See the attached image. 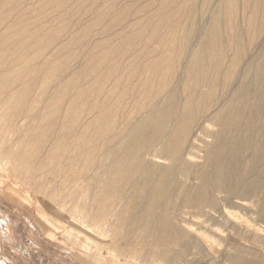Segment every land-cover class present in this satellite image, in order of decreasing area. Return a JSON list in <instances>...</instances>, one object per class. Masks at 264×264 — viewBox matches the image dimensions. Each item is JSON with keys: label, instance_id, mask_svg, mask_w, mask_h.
<instances>
[{"label": "rangeland", "instance_id": "374dc122", "mask_svg": "<svg viewBox=\"0 0 264 264\" xmlns=\"http://www.w3.org/2000/svg\"><path fill=\"white\" fill-rule=\"evenodd\" d=\"M11 1V2H10ZM19 1V2H18ZM28 0H1L0 2V20L2 19V21H0V47H3V49L1 48V51L0 50V136L2 138H0V264H238V262H236L235 258L237 259V261L239 260H254V261H260L262 260V258L264 257V248H263V245L262 243H264V231L263 230H260L258 227H254L253 230L255 232H258L259 233V236L256 238V237H252L253 235L251 234H239L238 232H236L235 230L231 229V228H227L228 231H226L227 229L223 230L221 227H216V226H213L211 225V223L206 219L204 218H207L206 213L205 211H209L210 209L208 207L206 208H202L203 211H201V207H200V211H199V208L198 207H188L186 206V204L184 203V197H185V193L187 191V187L189 188H193L195 186H198V181L195 180V179H192V178H188V177H184L183 176V179H182V175H178L177 176V185L178 187H181V188H184L182 185L183 183L185 184V190L182 191V189L180 188L181 191H179V188L176 189V191H174L175 193H171L170 194H167V196H164L162 197L163 200H165L164 198L167 197V199L169 200H165L164 203L163 201H160L162 202V206L160 207H154V206H150V209L148 206H146L144 209H146V215L147 216H150V217H136V215H134V208L132 207L131 205V196H136V200H137V203H139L141 201V203L145 202V198H142L144 197V193H141L140 189L138 187L135 188V184L137 182V180L139 179L140 175L141 174H134V175H130V178L129 179V176H121V174H118L117 172V167H114L113 169H115V173H117V176L119 175L120 177V180L118 183H120L119 185H125L126 183H129V186L131 184V188L132 190H128V191H125V194L121 195L119 194V191H117V189H115L114 185L113 186H110V185H106L104 179H102L103 177L106 178L107 175L106 174H103L102 170H104V168L101 166H106L111 159L114 158V160L116 159H119L117 157H113L112 155L115 154V152H119L121 149L118 148V147H121L122 148V143L121 141L119 140H124L125 138H128L127 136L129 134H131L130 132H134V129L133 128V124L132 122H136V119L139 118V115L141 116L146 114L148 112V109L149 111L151 110V107L153 108V106L151 105V103H153L155 101L154 97L157 99V97L159 98L160 95H162L163 97L166 96L167 94L169 95V92L172 91V89H178L179 92L176 94V95H181L180 97L182 98V100L185 101L186 100H190L192 103L191 105L194 107L195 104H196V107L199 109L201 108V106L203 105L202 108L205 109V107L207 106V115L209 113L212 112V115L216 112V104H220V103H225V101L227 100L226 97L229 96V95H252L253 91L256 92V91H263L264 92V82H263V78H264V71H262V68L261 69H257V64L260 63V64H264V44H263V40L264 38L262 36H264V16L263 15V12H261L262 10V7L260 6V2L261 1H264V0H49L50 2L48 3V1L46 2V0H33L32 3H30V1ZM168 1V2H167ZM190 4H189V2ZM202 1V2H201ZM217 1V2H216ZM232 1V2H231ZM18 2V3H16ZM27 2V3H26ZM38 2H41V4H38ZM42 2H45V4H43ZM68 2V3H67ZM70 2V3H69ZM155 2V3H154ZM234 2V3H233ZM237 2V3H236ZM241 2V3H240ZM246 2V3H245ZM10 3V4H9ZM25 3V4H23ZM48 3V4H47ZM51 3V4H50ZM52 3H54L52 5ZM66 3V4H65ZM142 3V4H141ZM149 3V4H148ZM163 3V4H162ZM207 3V4H206ZM225 3V4H223ZM229 3L231 4V7L229 5ZM248 3V4H247ZM14 4V5H13ZM27 4V5H26ZM152 4V5H150ZM165 4V5H164ZM179 4V6H178ZM197 4V5H196ZM210 4V5H209ZM241 4V5H239ZM25 5V6H24ZM45 8H43L42 6ZM50 7H48V6ZM61 5V6H60ZM67 5V6H66ZM150 5V6H149ZM194 5V6H193ZM207 5V6H206ZM236 5V7H235ZM244 5V6H243ZM248 5V6H247ZM23 6V7H22ZM29 6V7H28ZM38 6V7H37ZM40 6V7H39ZM60 6V7H59ZM162 6V8L160 7ZM174 6V7H173ZM186 6H188L189 8H187ZM206 6V7H205ZM230 6V7H229ZM257 6V7H256ZM21 9V11L18 9ZM25 7V8H24ZM30 7L32 9H30ZM34 7V8H33ZM37 7V9H36ZM42 7V8H41ZM53 7H55L56 9H54ZM59 7V8H58ZM170 9H168V8ZM173 7V8H172ZM198 7V8H197ZM212 7V8H211ZM222 7V8H221ZM8 8V10H6L5 12V9ZM16 10H19L16 11ZM22 8L24 10H22ZM42 11H40L41 9ZM62 8V9H61ZM144 8H147V9H144ZM155 8V9H154ZM182 8V9H181ZM197 8V9H196ZM206 8V9H205ZM233 10H231V9ZM236 8V9H235ZM239 8V9H238ZM260 8V9H259ZM13 9V10H12ZM29 9V13H28V10ZM39 9V10H38ZM43 9L45 10L43 12ZM47 9V10H46ZM52 12H50L49 10ZM78 9V10H76ZM139 9V10H138ZM150 9V10H149ZM179 9V10H178ZM195 9V10H194ZM212 9V10H211ZM220 9V10H219ZM223 9V10H222ZM4 10V11H3ZM33 10V12H31ZM69 10V11H67ZM76 12H75V11ZM129 10V11H128ZM166 10V12L164 13V11ZM219 10V11H218ZM243 10V11H242ZM27 13L26 16L25 13L24 15L22 14L23 12ZM47 11V12H46ZM66 11V12H65ZM72 11V12H71ZM110 11V12H109ZM119 11V12H118ZM152 11V12H151ZM158 11V12H157ZM170 11V14L168 13ZM172 11V13H171ZM176 11V12H175ZM198 11V12H196ZM211 11V12H210ZM213 11V14H211ZM232 11V12H231ZM237 11V12H236ZM242 11V12H241ZM249 11V12H248ZM260 11V12H259ZM2 12V13H1ZM11 12V13H10ZM15 12V16L16 17H20L21 15H23V17L21 16L20 18L16 19V17L14 16V13ZM39 12V13H38ZM70 12V13H69ZM126 12V14H125ZM196 12V13H195ZM215 12V13H214ZM20 13V14H19ZM37 13L39 14V17H37ZM41 13H44L41 14ZM75 13V14H74ZM79 13V14H78ZM124 13V14H123ZM147 13V14H146ZM162 13L164 15H162ZM183 13V14H181ZM231 13V15H230ZM7 14V15H6ZM9 14V15H8ZM20 15V16H17V15ZM34 16V18H31V16ZM70 14V15H69ZM77 14L79 16H77ZM86 14V15H85ZM114 14V15H113ZM134 14V15H133ZM137 14H139L137 16ZM157 14V15H156ZM160 14H161V17H160ZM168 14V16H166ZM255 14V15H254ZM43 15V16H42ZM59 15V16H58ZM73 16L70 17V16ZM117 15V16H116ZM127 15V17H126ZM136 15V17H135ZM159 15V17H158ZM176 15V16H175ZM194 15V16H192ZM200 15V16H199ZM212 15V17H211ZM3 16V17H2ZM7 16V17H6ZM9 16V17H8ZM12 16V17H11ZM27 18H26V17ZM32 16V17H33ZM45 16V17H44ZM50 16V17H48ZM87 16V17H86ZM120 16V18H119ZM126 18H125V17ZM134 16V17H133ZM141 16V17H140ZM143 16V17H142ZM157 16V17H156ZM164 16V17H163ZM180 16V18H179ZM190 17V18H187V17ZM250 16V17H248ZM6 17V19H5ZM14 17V18H13ZM37 17V18H36ZM56 17V18H55ZM63 17V18H62ZM87 19H86V18ZM113 17V18H112ZM122 17V19H121ZM163 17V18H162ZM169 17V19L167 18ZM4 18V20H3ZM9 18V19H8ZM12 18V19H11ZM27 21L26 25L28 24L32 29H30L29 26H26L25 28L24 27H20V22L22 24V21L23 23ZM41 18V19H40ZM43 18V19H42ZM47 18H50V20H47ZM55 18V19H53ZM78 20H76V19ZM115 18V19H114ZM118 18V19H117ZM133 18V19H132ZM143 18V20H142ZM172 18V19H171ZM183 18V19H182ZM187 18V19H186ZM209 18H212V19H209ZM220 18V19H219ZM253 18V19H252ZM257 18V19H256ZM14 19V20H13ZM20 19V21H18ZM27 19V20H26ZM30 19V20H29ZM32 19V20H31ZM34 19V20H33ZM57 19V20H56ZM72 19H74L72 21ZM90 21H89V20ZM136 19V20H135ZM149 19V20H148ZM158 19V20H157ZM162 19V20H161ZM182 19V20H181ZM209 19V20H208ZM244 21H243V20ZM7 23H6V21ZM12 22H11V21ZM16 20V21H15ZM29 20V21H28ZM40 20V21H39ZM48 22H46V21ZM61 20V21H60ZM81 20V21H79ZM83 20V21H82ZM87 20V21H86ZM96 20V21H95ZM113 20V21H111ZM129 20V21H128ZM169 20V21H168ZM174 20V21H173ZM179 20V21H178ZM184 20V21H183ZM33 21V23H32ZM38 24H37V22ZM44 21V22H42ZM72 21V22H71ZM77 21V22H75ZM115 21V22H114ZM141 21V22H140ZM150 21V22H149ZM157 21V22H155ZM176 21V22H175ZM184 22L182 24V22ZM211 21V22H210ZM9 22V23H8ZM41 22L42 25H39ZM65 22V23H64ZM74 22V23H73ZM78 22H80V24L78 25ZM90 22V23H89ZM98 22V23H97ZM112 22V23H111ZM123 22V23H122ZM140 22V23H139ZM147 22V23H146ZM192 22V23H191ZM244 22V23H243ZM252 22V23H251ZM15 23V25H14ZM19 23V24H18ZM35 23V24H34ZM46 23V24H45ZM77 23V24H76ZM88 23V24H87ZM165 23V24H164ZM168 23V24H167ZM170 23V24H169ZM176 23V24H175ZM210 23V24H208ZM219 23V25H218ZM227 23V25H226ZM7 24H9L7 26ZM48 24V25H47ZM59 24H62V25H59ZM129 24V26L127 25ZM135 24V25H133ZM144 24V25H143ZM150 24V26H149ZM182 24V26L180 25ZM190 24V25H189ZM205 24V25H204ZM207 24V25H206ZM225 24V25H223ZM245 24V25H244ZM250 24V25H249ZM6 25V26H5ZM11 25V26H10ZM14 25V26H13ZM33 25L35 27H33ZM38 25L40 27H38ZM53 27H51V26ZM59 25V26H58ZM66 25V26H65ZM88 25V26H87ZM91 25V26H90ZM93 25V27H92ZM98 25V26H97ZM103 25V26H102ZM113 25V26H112ZM131 25V26H130ZM148 27H147V26ZM166 25V26H165ZM172 25V26H171ZM174 25V26H173ZM178 25V26H177ZM230 25V26H228ZM252 25V26H251ZM11 27L10 30H8L9 28L8 27ZM38 28H37V27ZM43 26V27H42ZM50 26V27H49ZM58 26V27H57ZM71 29H70V27ZM74 26V27H73ZM78 26V27H77ZM87 26V27H86ZM102 26V27H101ZM111 26V27H110ZM126 26V28L124 27ZM160 26V27H159ZM170 26V27H168ZM206 26V27H205ZM211 26V27H210ZM223 26V27H222ZM228 26V29L226 28ZM233 26V27H231ZM6 27V30L4 29ZM19 27V30H22L21 33L17 30ZM65 27V28H64ZM73 27V28H72ZM80 27V28H79ZM97 27V28H96ZM101 27V28H100ZM123 27V28H122ZM141 27H143V29H141ZM150 27V28H149ZM152 27V28H151ZM154 27V28H153ZM157 27V28H156ZM186 27H187V31H186ZM219 27V28H218ZM21 28V29H20ZM24 28V30L22 29ZM34 28V29H33ZM42 28V29H41ZM45 28V29H44ZM48 28V29H47ZM51 28V29H50ZM67 28V29H66ZM122 28V30H121ZM125 28V29H124ZM138 28V29H137ZM145 28V29H144ZM148 28L149 32H146ZM160 28V29H159ZM163 28V29H162ZM171 28V29H170ZM182 28V29H181ZM185 29V32H184V29ZM226 28V29H224ZM13 29V30H12ZM16 29V30H15ZM37 29V31H36ZM78 29V30H76ZM94 29V30H93ZM117 29L118 32H117ZM127 29V30H126ZM140 29V30H139ZM152 29V30H151ZM176 29V30H175ZM210 29V30H208ZM232 29V30H231ZM253 29V30H252ZM257 29V30H256ZM9 33H8V31ZM26 30V31H25ZM33 31V33L31 34V37H32V40H31V37H30V33L31 31ZM55 32H54V31ZM70 30V31H69ZM82 30V32H81ZM84 30V31H83ZM113 30V31H112ZM129 30V32L127 33V31ZM131 30V31H130ZM134 30V31H133ZM143 32V30L145 32H143L144 34L141 32ZM156 30V31H155ZM162 30V31H161ZM164 30V31H163ZM183 30V31H182ZM195 30V31H194ZM217 30V31H216ZM13 31V32H12ZM17 31V32H15ZM42 31V32H41ZM47 31V32H46ZM51 31L53 32L52 34ZM72 31V32H71ZM78 32V33H75V32ZM81 33H80V32ZM111 31V33L109 32ZM140 31V32H139ZM179 31V32H178ZM226 31V32H225ZM260 31V32H259ZM2 32V34H1ZM37 34H36V33ZM46 33V34H43ZM59 32V33H58ZM63 32V34H62ZM90 32V33H89ZM92 32V33H91ZM114 32V33H113ZM126 32V33H125ZM133 32L134 33V36H133ZM209 32V33H208ZM220 32V33H219ZM233 32V33H232ZM263 32V33H262ZM25 33V34H24ZM28 33V34H27ZM49 33V34H47ZM61 33V35H59ZM71 33V35H69ZM82 33H85V34H82ZM102 33V34H101ZM125 33V34H124ZM157 33V34H156ZM160 33V34H158ZM162 33V34H161ZM165 33V34H164ZM183 33V34H182ZM195 33V34H194ZM198 33V34H196ZM203 33V34H202ZM226 33V34H224ZM10 34V35H9ZM12 34H13V37H12ZM18 36H17V35ZM21 34H23L22 36L25 38H21L22 36H20ZM39 34V35H38ZM54 34H57L54 35ZM65 34V36H63ZM74 34V35H73ZM76 34V35H75ZM79 34V35H77ZM82 34V35H80ZM88 36H87V35ZM91 36H90V35ZM121 34V35H120ZM129 34V35H128ZM143 34V36H142ZM194 34V35H193ZM209 34V35H208ZM256 34L258 36H256ZM9 36V37H5V36ZM66 35H69L66 36ZM101 35V36H100ZM150 37V38H148ZM160 35V36H159ZM180 35V36H179ZM183 35V37H182ZM199 35V36H198ZM204 35V36H203ZM208 35V36H207ZM215 35V36H214ZM218 35V36H217ZM225 35V36H224ZM242 35V36H241ZM17 36V38H15ZM38 36V38L36 37ZM46 36H47V39H46ZM49 36V37H48ZM55 36V37H54ZM60 36V37H59ZM85 36L84 38L86 39L88 37V42L85 41V39H83L82 37ZM87 36V37H86ZM90 36V37H89ZM108 36V37H106ZM119 36V37H118ZM122 36V37H121ZM127 36V38H126ZM137 36V37H136ZM167 36V37H165ZM169 36V37H168ZM197 36V37H196ZM231 36V38H230ZM234 36V37H233ZM4 37V38H3ZM19 37V38H18ZM28 37V38H26ZM41 37V38H40ZM53 37V39L51 38ZM72 37V38H71ZM77 37H78V40H77ZM96 37V38H95ZM114 37V38H113ZM142 37V38H141ZM143 37L145 38L143 41ZM174 37V38H173ZM204 37V38H203ZM217 37V38H216ZM225 37V38H224ZM239 39V41L241 40V44H238L236 41L237 39ZM241 37V39H240ZM258 37V38H257ZM12 40H10V39ZM14 38V39H13ZM35 38V40L33 39ZM52 40H51V39ZM58 38V39H57ZM62 38V41L60 40ZM70 40H69V39ZM74 38V39H73ZM102 38V40L100 39ZM104 38V39H103ZM118 38V39H117ZM126 38V39H124ZM155 38V39H154ZM158 38V39H157ZM170 40H169V39ZM185 38V39H184ZM196 38V39H195ZM210 39V42H209V39ZM229 38V39H228ZM255 38V39H254ZM2 39V40H1ZM21 41H20V40ZM37 39V40H36ZM55 39V40H54ZM64 39V41H63ZM67 39V40H66ZM83 39V41H82ZM96 39V40H95ZM111 39V40H110ZM115 39V40H114ZM132 39V40H130ZM152 41H151V40ZM162 39V40H161ZM177 39V40H176ZM192 39V40H190ZM199 39V40H198ZM216 39V40H215ZM227 39V40H226ZM235 39V41H234ZM4 40V41H3ZM15 40V42H14ZM18 40V41H16ZM23 40V42H22ZM49 40V41H48ZM58 41L56 44L54 43V41ZM61 43H60V41ZM74 40H76V43L74 42ZM82 41V42H79ZM101 43H100V41ZM106 40V41H105ZM110 40V41H109ZM128 40V41H127ZM135 40V41H134ZM146 40V41H145ZM190 40V41H189ZM195 40V41H193ZM197 40V41H196ZM206 40V41H205ZM212 40V42H211ZM215 40V41H214ZM224 40V41H223ZM231 40V41H230ZM8 41V42H7ZM32 43H31V42ZM46 41V42H44ZM137 41V42H136ZM180 41V43H179ZM209 43H208V42ZM219 41V42H218ZM229 41V42H228ZM254 41V42H253ZM260 41V42H259ZM4 42V43H3ZM8 44H7V43ZM17 42V43H16ZM19 42H21L20 46H19ZM37 42V43H36ZM65 42V43H64ZM74 42V43H73ZM86 42V43H85ZM97 42V43H96ZM106 42V43H105ZM143 42V44H142ZM152 42V44H151ZM158 42L160 44V46H158ZM190 42V43H189ZM195 42V43H194ZM204 44H203V43ZM232 42V43H231ZM236 42V43H234ZM252 42V43H251ZM262 42V43H261ZM6 43V44H5ZM25 43V44H24ZM30 43V44H29ZM34 43V44H33ZM46 43V44H44ZM53 43V44H51ZM71 43L73 45H71ZM89 45H88V44ZM92 43V44H91ZM100 43V45H99ZM115 43V44H114ZM121 43H123V45H121ZM125 43V44H124ZM129 43V44H128ZM132 43V45L130 44ZM147 43V44H146ZM156 43V44H155ZM212 43V45H210ZM214 43V44H213ZM260 43V44H258ZM14 44V46H13ZM18 44V45H16ZM29 44V45H28ZM33 44V45H32ZM40 44V45H39ZM57 44H61L60 46L58 45V47L56 46ZM67 44V45H66ZM84 44H86V49ZM103 44V46L101 47V45ZM105 44V45H104ZM108 44V45H107ZM119 44V45H118ZM128 44V45H127ZM150 44V45H149ZM177 44V45H176ZM186 44V45H185ZM198 44V45H197ZM225 44V45H224ZM229 44V45H228ZM5 45H9L8 47L5 46ZM24 47H23V46ZM45 45V46H44ZM49 45V46H48ZM54 45V46H53ZM65 45V46H64ZM119 48L121 47V49L119 50ZM127 45V46H126ZM135 45V46H134ZM156 45V46H155ZM173 45V46H172ZM175 45V46H174ZM208 45V47H207ZM214 45V46H213ZM233 45V46H232ZM5 46V47H4ZM37 46L35 49L34 47ZM41 46V47H39ZM44 46V47H43ZM48 46V47H47ZM51 46V47H50ZM56 46V47H55ZM63 48H62V47ZM78 46V47H77ZM87 46H91L90 49L87 47ZM95 46V47H94ZM96 46L97 47V50L99 51V53H97V50H93V49H96ZM123 46V48H122ZM141 46V47H140ZM150 48H148V47ZM176 46L178 48H176ZM185 46V47H184ZM236 46V47H234ZM261 46V47H260ZM7 47V48H6ZM21 47V48H20ZM64 47H66V50ZM67 47H70V48H67ZM76 47V48H75ZM100 47V48H99ZM106 47V48H105ZM109 50H108V48ZM132 47V48H131ZM135 49H134V48ZM146 47V48H145ZM159 47V48H158ZM166 47V48H165ZM215 47V48H214ZM219 47V48H218ZM229 47V48H228ZM238 47V48H237ZM253 47V48H252ZM17 48V49H16ZM22 48H24L22 50ZM26 48H30L29 50H27ZM42 48V49H40ZM48 48V51H46ZM51 48H54V49H51ZM60 48V50H59ZM102 48V49H101ZM105 48V50H104ZM141 48V49H139ZM148 48V49H147ZM161 48V49H160ZM233 48V49H232ZM235 48V49H234ZM22 52H21V50ZM34 49V50H33ZM40 49V51H39ZM45 49V50H44ZM49 49H50V52H49ZM66 50V51H63V50ZM73 49V50H72ZM83 49V50H82ZM89 49V50H88ZM101 49V50H100ZM107 49V50H106ZM116 49V50H115ZM123 49V51H122ZM169 49V50H168ZM191 49V50H190ZM211 49V50H210ZM224 49V50H223ZM226 49V51H225ZM228 49V50H227ZM232 49V50H230ZM238 49V50H237ZM240 49V50H239ZM242 49V50H241ZM6 50V51H5ZM20 50V51H19ZM25 50V51H24ZM31 50V52L33 53H38L36 57H33L32 55H36V54H32L30 53L29 51ZM38 50V51H37ZM54 50V51H53ZM57 50V51H56ZM58 50L60 52H58ZM76 52H75V51ZM85 50V51H84ZM104 50V51H102ZM111 50H113V54L112 52H110ZM120 52H119V51ZM163 50V51H162ZM208 50V51H207ZM234 50V52H233ZM237 50V51H236ZM261 50V51H260ZM36 51V52H35ZM53 51V52H52ZM74 51V52H73ZM81 51V53H80ZM121 53V54H119ZM160 51V52H159ZM190 51V52H189ZM215 51V52H214ZM225 53H223V52ZM243 53H242V52ZM12 52V53H11ZM16 52V53H15ZM42 52V53H40ZM47 52V53H46ZM64 52V54H63ZM90 52V53H88ZM91 52L93 53L94 52V55L91 54ZM124 54H123V53ZM126 52V53H125ZM128 52V53H127ZM157 54H156V53ZM180 52V53H179ZM184 52V53H183ZM214 52V53H213ZM218 52V53H217ZM233 52V53H232ZM262 52V53H260ZM10 53V55H9ZM22 53V55H21ZM27 54L28 57H25L24 54ZM30 53V54H28ZM44 53V54H43ZM49 53V54H48ZM80 53V54H78ZM96 53V54H95ZM104 54V55H101V54ZM108 53V54H107ZM110 53V54H109ZM117 53L119 55H117ZM140 53V54H139ZM144 53H145V56H144ZM176 53V55H175ZM192 53V54H191ZM198 53V54H197ZM240 53V54H239ZM258 53L260 55H258ZM17 54V55H16ZM19 54V55H18ZM51 54H54V55H51ZM56 54L58 55V57L56 56ZM62 54V56H61ZM70 54V56H73L72 57V60L70 58V56H68ZM75 54V55H74ZM83 54V55H82ZM107 54V55H106ZM124 56H123V55ZM138 54V56H137ZM160 56H159V55ZM172 54V55H171ZM189 55H192V56H188ZM223 54V55H222ZM229 56H228V55ZM237 54V57L239 58L238 60H235L234 59V55ZM243 56H242V55ZM40 55H42L44 58H42ZM52 57H51V56ZM79 55V56H78ZM86 55V56H85ZM93 58H91L90 56ZM97 55V56H96ZM99 55V56H98ZM109 55V56H108ZM111 55V56H110ZM113 55V57H112ZM118 57H117V56ZM143 55V57H142ZM149 55V56H148ZM154 55V56H153ZM157 55V56H156ZM203 55V57L201 56ZM217 55V56H216ZM233 55V57H232ZM241 55V58L239 57ZM255 55V56H254ZM2 56V57H1ZM15 56V57H14ZM20 56V58H19ZM51 58H50V57ZM54 56V58H53ZM65 56V58H64ZM82 58H81V57ZM89 56V58H88ZM128 56V58H127ZM152 56V57H151ZM199 56V57H198ZM226 56V57H225ZM14 57V60L16 61H19V63L17 64L19 66L20 64V67H18L17 65L15 66V64L17 63L16 61H12L11 59ZM18 57V58H16ZM23 57L24 58V62L25 64H28V62H30L29 64L32 65L31 66H26L24 63H23ZM33 57V59H32ZM39 57V59L37 58ZM42 59H41V58ZM87 57V58H86ZM98 59L96 60L95 58ZM111 57V58H109ZM132 57V58H131ZM140 57V60L139 58ZM165 58L162 60L161 62V65L158 67H155V65L153 66V63H152V59L153 58ZM171 57V59H170ZM176 57V58H175ZM225 57V59H224ZM229 57V58H227ZM4 58V60L2 59ZM22 58V59H21ZM62 58H63V61H62ZM103 59L102 62L98 63L99 59ZM110 60H109V59ZM114 58V60H113ZM116 58V59H115ZM123 58L121 61L120 59ZM127 58V59H126ZM138 58V59H137ZM146 58V60H145ZM169 58V59H168ZM199 58V61L197 60ZM223 58V59H222ZM2 59V60H1ZM9 59V60H8ZM43 59H44V62H43ZM49 59V60H48ZM61 59V60H60ZM75 59L74 62H72L73 60ZM77 59H78V62H77ZM112 59V60H111ZM122 64H127L130 68L128 69L129 67L128 66H125L126 67V70H125V67L122 66V64H120V62ZM137 59V60H136ZM177 59V60H176ZM181 59V61L179 60ZM196 59V60H195ZM202 59V60H201ZM210 59V60H209ZM220 59L221 62H218V60ZM222 59V60H221ZM227 59V60H226ZM251 59V60H250ZM25 60H29L28 62L25 61ZM34 62V63H31V61ZM38 63H37V61ZM48 62H47V61ZM62 62H60V61ZM68 60H71V61H68ZM85 60V61H83ZM109 60V61H107ZM125 62H124V61ZM129 62H128V61ZM144 62H143V61ZM217 60V61H216ZM234 60V61H233ZM256 60V62H255ZM261 60V61H260ZM2 61V62H1ZM7 61V62H6ZM11 61L14 63H11ZM36 61V63H35ZM42 61V63H41ZM46 61V62H45ZM68 61V62H67ZM80 61V62H79ZM90 61V62H89ZM104 61V62H103ZM138 61V62H137ZM140 61H142L140 63ZM165 61V62H164ZM180 61V63H179ZM211 61H214V62H211ZM248 61V62H247ZM4 62V63H3ZM9 62V63H8ZM21 62V63H20ZM41 63V66L38 65ZM70 62V63H69ZM82 62H83V65H82ZM128 62V63H126ZM206 64H204V63ZM228 62V64H227ZM240 62V63H239ZM247 63V64H244V63ZM2 63L3 65V68L1 69L2 67ZM44 63V64H43ZM53 63V64H51ZM55 63L57 66H55ZM58 63H61L63 65H58ZM76 63V64H75ZM80 63V65H79ZM93 63V64H92ZM107 63V64H106ZM110 63V64H109ZM113 63V64H112ZM140 63V64H139ZM147 63V64H146ZM152 63V64H151ZM212 63V64H211ZM218 63V64H217ZM223 63V64H222ZM28 64V65H29ZM48 64V65H47ZM68 64V66H67ZM75 64V66H74ZM91 64V65H90ZM100 64V65H99ZM105 64V66L103 65ZM121 66H120V65ZM136 64V65H135ZM168 64V65H167ZM181 65V68L179 67ZM182 64H185V65H182ZM220 64V66H219ZM226 64V65H225ZM232 64V65H231ZM259 64V65H260ZM7 65V66H6ZM13 65V66H11ZM26 67H29V71L28 69L24 68ZM34 65H38L37 67H34ZM51 65H54V67L52 68ZM78 65V66H77ZM85 65V66H84ZM95 67H94V66ZM102 65V67H101ZM135 65V66H134ZM142 65V66H140ZM163 65V66H162ZM179 65V66H178ZM193 65V66H192ZM210 66L209 67H207ZM228 65V66H227ZM236 65V66H234ZM239 67H238V66ZM253 65V66H252ZM48 66V67H46ZM58 66H59V69H58ZM63 66V67H62ZM66 66V68H65ZM70 66V67H69ZM81 66V67H80ZM87 67V68H83V67ZM116 66V67H115ZM120 66V68H118ZM140 66V67H139ZM147 66V67H146ZM200 66L202 69H200ZM203 66V67H202ZM213 66V67H211ZM223 66V67H222ZM227 68H226V67ZM243 66V67H242ZM247 66H250L249 68L251 69H247L246 67ZM6 67H8V70ZM14 67V68H12ZM23 67V68H22ZM31 67V68H30ZM53 69V71L50 69ZM57 67V68H56ZM92 67V68H91ZM93 67L94 69H96L95 71L93 70ZM97 67V68H96ZM99 67V68H98ZM114 67V68H113ZM123 67V68H122ZM134 67V69H133ZM140 69H139V68ZM151 67V68H150ZM155 67V68H154ZM164 67V68H163ZM171 67V68H170ZM196 67V68H195ZM235 67V68H233ZM21 69V70H18V69ZM45 68H48V70H46ZM58 69V71H54L56 69ZM63 68V69H61ZM71 70H69V69ZM74 68V70H73ZM79 68V69H78ZM83 68V69H82ZM111 70H110V69ZM117 68V69H116ZM122 68V71L120 70ZM136 68V70H135ZM149 68V69H148ZM178 68V70H177ZM184 68V69H183ZM195 68V69H194ZM208 68V69H207ZM213 68V70H211ZM217 68V69H216ZM243 68V70L241 69ZM245 68V69H244ZM8 71H7V70ZM12 69L15 71H12ZM31 69V70H30ZM41 69V70H40ZM118 69L120 71H118ZM142 69V70H141ZM162 69V70H161ZM168 69V70H167ZM171 71H170V70ZM173 69V71H172ZM181 69L183 72H181ZM185 69H187L185 71ZM192 71H191V70ZM199 69V71L197 70ZM223 69V71H222ZM225 69V70H224ZM239 69V70H238ZM255 69V70H254ZM3 70V71H2ZM6 70V71H5ZM23 70V71H22ZM26 70V73L24 72ZM44 71V73H42ZM86 70H88V72H86ZM99 70V71H98ZM102 70V71H101ZM107 70V71H106ZM111 72H110V71ZM114 70V71H113ZM125 72H124V71ZM141 70V71H140ZM144 70V72H143ZM146 70V71H145ZM157 70V71H156ZM197 70V71H196ZM201 70V71H200ZM208 70V72H210L209 74L206 72ZM220 72H219V71ZM238 70V71H237ZM245 70V71H244ZM261 72H260V71ZM5 73L2 74L1 73ZM5 71V72H4ZM12 72V73H9V72ZM18 71H21L22 73H25V74H21L20 72ZM31 71H35V72H31ZM52 71V72H51ZM65 71V72H64ZM69 71V72H68ZM70 71L72 72L71 74H73L71 76L70 74ZM82 71V73H81ZM84 71H85V74H84ZM90 71V72H89ZM93 71V72H92ZM107 73H106V72ZM118 71V72H117ZM131 71V72H129ZM140 72L138 73V75H136L137 72ZM150 71V72H149ZM152 71V72H151ZM161 71V72H160ZM177 71V72H176ZM180 71V73H179ZM189 71V72H188ZM195 71V72H193ZM229 71V72H228ZM233 73H232V72ZM247 71V72H246ZM256 71V72H255ZM16 72V73H15ZM21 74V76L18 74ZM31 72L32 74H34V77L33 75H31ZM59 72V73H58ZM78 72V73H76ZM115 72V73H114ZM123 74H121V73ZM134 72V73H133ZM146 72V73H145ZM155 72V73H154ZM158 72V73H157ZM200 72V73H199ZM228 72V73H227ZM244 73V74H240V73ZM6 73H8L6 76ZM29 73V74H28ZM55 75H53V74ZM91 73L93 75H91ZM100 73V75H98ZM103 75H102V74ZM120 73V74H118ZM131 73V74H130ZM145 73V74H144ZM148 73V74H147ZM154 73V74H153ZM160 73V75H159ZM167 73V74H165ZM182 73V74H181ZM190 75V76H188ZM196 75H195V74ZM208 75H207V74ZM220 73V74H218ZM225 73V74H224ZM227 73V74H226ZM247 73V74H245ZM249 73V74H248ZM260 73H262L260 75ZM9 74H12L13 76H11L9 78ZM28 74V76H27ZM52 74V76H56V77H52L50 75ZM74 74L76 76H74ZM83 74L85 76H83ZM87 74V75H86ZM109 74V75H107ZM125 74V75H124ZM129 76H128V75ZM150 74V75H149ZM153 74V75H152ZM163 74V75H162ZM185 74V75H184ZM206 74V75H205ZM222 74V75H221ZM237 74V75H236ZM242 75L240 77V75ZM4 76L5 78H2L1 77ZM18 75L19 76V79L22 78V75L23 78L22 79H16V76ZM28 77L26 79V76ZM42 75L44 76V78L42 77ZM50 76V77H47ZM69 77H68V76ZM81 75V76H80ZM91 76V77H88L87 80L86 77L87 76ZM102 75V76H101ZM105 75V76H104ZM108 78H107V76ZM115 77H114V76ZM133 75V76H132ZM148 75V76H147ZM201 75V77L199 76ZM214 75V76H213ZM229 75V76H228ZM231 75V77H230ZM17 76V78H18ZM32 78H31V77ZM61 78H60V77ZM97 76V77H96ZM101 76V77H100ZM137 76V77H136ZM142 76V77H141ZM158 76V77H157ZM160 76V77H159ZM168 76V77H167ZM178 76V77H177ZM180 76V78H179ZM184 76V77H183ZM191 76H195L194 79L193 77ZM212 76L214 78H212ZM227 76V77H226ZM73 77V79H72ZM78 78V81L75 80ZM80 77V78H79ZM110 77H112L111 79H109ZM123 77V78H122ZM128 77V78H127ZM130 77V78H129ZM133 77H135L134 79H132ZM140 77V78H139ZM149 77V78H148ZM162 77V78H161ZM176 77V78H175ZM193 80V84H192V81ZM217 77V78H216ZM235 79H232L234 78ZM262 77V78H261ZM7 78L9 80H7ZM33 79V80H30V79ZM43 78V79H42ZM57 78V79H56ZM62 79V81H60V79ZM67 78V80L65 81V79ZM70 78V79H69ZM83 78V80H82ZM94 78V80H93ZM97 80H96V79ZM100 78H102L103 80V83L102 81L100 80ZM104 78H107V79H104ZM119 78V79H118ZM148 80H145L147 79ZM173 78L175 80H173ZM178 78V79H177ZM184 78V79H183ZM200 82L196 80V79ZM201 78V79H200ZM206 78V79H205ZM209 78V79H207ZM220 78V79H218ZM238 78V79H237ZM259 78L262 80H259ZM15 81H12L14 80ZM26 79V80H25ZM47 79V80H46ZM50 79V80H49ZM56 79V80H55ZM79 79L82 80L80 81V84L79 83ZM86 79V80H84ZM98 79H99V83H98ZM114 79H116V81H113ZM122 79V81H121ZM129 81H128V80ZM131 79V80H130ZM152 79V80H151ZM155 79V80H154ZM160 79H163L160 81ZM168 79V80H167ZM189 79V81H188ZM226 79V80H225ZM250 79V80H249ZM252 79H253V82L255 84H253L252 82ZM5 80V82L3 81ZM22 80L24 82L29 81V83L31 84H28L27 82L24 84L22 82ZM41 80V81H40ZM45 80V81H44ZM49 80V82H47ZM54 80V81H53ZM60 81L58 83V81ZM69 80V81H68ZM74 80V81H73ZM95 80H96V83H95ZM107 82H106V81ZM135 80V81H134ZM137 80V81H136ZM147 81L145 83V81ZM153 80H154V83H153ZM157 80V81H156ZM173 80V82H171ZM209 82H207V81ZM217 80V81H216ZM229 80V81H228ZM236 80V81H235ZM3 81V82H2ZM9 81V82H8ZM19 81V83L17 82ZM32 81V83H31ZM54 82L55 84V81L57 82V86H55L54 84H52V82ZM101 81V82H100ZM113 81V83H112ZM120 84H119V82ZM144 81V82H142ZM151 81V82H150ZM164 81V82H163ZM186 83H185V82ZM197 83H196V82ZM214 81V83H213ZM228 82V86L226 85V83ZM232 81V82H231ZM246 81H249V85L251 88H253V91H247L246 89L243 90H238V91H235L237 90V87H239V85H242L244 84ZM260 82L257 84V82ZM17 82V83H15ZM22 82V83H21ZM39 82H42V83H39ZM51 82V83H50ZM63 82V83H62ZM67 82V83H66ZM70 82V83H68ZM82 82V83H81ZM84 82V83H83ZM86 82V83H85ZM115 82V84H114ZM131 82V83H130ZM135 82V83H134ZM140 82V83H139ZM157 82V84H156ZM171 82V83H170ZM189 82V84H188ZM218 82V83H217ZM231 82V83H230ZM240 82V83H239ZM243 82V83H241ZM251 82V83H250ZM9 83V84H7ZM12 85H11V84ZM20 83H21V86H20ZM36 83V85H35ZM47 84L44 86V84ZM66 86H65V84ZM88 83V84H87ZM112 83V84H111ZM130 83V84H128ZM173 83V84H172ZM176 83V85H175ZM182 83V84H181ZM198 86H196L195 85ZM204 83V85H203ZM211 83V84H209ZM221 85H220V84ZM237 83V84H236ZM2 84V86H1ZM14 84V85H13ZM17 84V85H16ZM19 84V85H18ZM41 84V85H40ZM50 84V85H49ZM59 84V85H58ZM61 84V85H60ZM94 84V85H93ZM101 84L104 86V89L102 88L103 86H101ZM105 84V85H104ZM141 86H140V85ZM149 84V86L151 87H147ZM187 84V85H186ZM192 84V87L191 85ZM203 87H202V85ZM206 84L209 85L206 87ZM233 86H232V85ZM236 84V85H235ZM253 84V85H251ZM5 85V87H4ZM25 85V86H23ZM30 85V87H33V88H28ZM38 85V86H37ZM40 85V87H39ZM67 85H69L67 87ZM73 85V86H72ZM83 85H85L84 87L86 89H84ZM88 85V87H87ZM91 85V87L89 86ZM111 85H112V88H111ZM116 85V86H114ZM119 85V86H118ZM124 85V86H122ZM131 85V86H129ZM140 87V88H138ZM156 85V87H159V89H161L162 87V91L159 90L158 88L154 87ZM175 86L174 88H172V86ZM178 85V86H177ZM182 85V86H181ZM215 85V86H214ZM258 85V87H257ZM260 85V86H259ZM263 85V86H262ZM13 86V87H12ZM129 86V88H128ZM152 86H153V89H152ZM167 86V88H166ZM183 86H186L187 90H190L189 92L187 90H185L186 87H183ZM201 86V88L199 87ZM211 86V87H210ZM218 88H217V87ZM221 86V87H220ZM236 86V88H235ZM9 87V89H8ZM12 87V88H11ZM25 87V88H24ZM36 87V88H35ZM58 89H57V88ZM63 88V90H60V88ZM90 87V88H89ZM94 87V89H93ZM101 87V88H100ZM110 87V88H109ZM135 89H133V88ZM161 87V88H160ZM178 87H181V88H178ZM191 87V89H190ZM221 91H220V89ZM234 87V88H233ZM256 90H255V88ZM5 88V89H4ZM41 91H40V89ZM46 88V89H44ZM67 91H66V89ZM74 88V89H73ZM84 90L82 91L81 90ZM96 88V89H95ZM99 88L101 90H99ZM124 88V89H123ZM145 90H143V89ZM167 89L166 90H164ZM171 88V89H170ZM195 88V89H194ZM205 88V89H203ZM207 88V89H206ZM231 88V89H230ZM260 90H259V89ZM7 89L9 90L10 94L13 92V94H10L8 93ZM18 89V90H17ZM70 89H73V93ZM77 89V90H76ZM90 89V90H89ZM93 89V90H92ZM113 89V91H112ZM118 89V90H117ZM123 91H122V90ZM130 92H128L129 90ZM137 89V90H136ZM153 91H151V90ZM157 89V90H155ZM170 89V91H169ZM199 89V90H198ZM210 89H213L210 90ZM215 89V90H214ZM2 90V91H1ZM43 90V91H42ZM65 90V91H64ZM80 90V91H79ZM105 90H108V91H105ZM111 92H110V91ZM116 90V92H115ZM135 90V91H134ZM149 90L151 92H149ZM155 90V91H154ZM185 90V92H183ZM201 90V91H200ZM204 90V91H203ZM207 90V92H206ZM226 90V91H225ZM231 90V91H229ZM32 91V92H31ZM39 91V92H38ZM57 91V92H56ZM60 91V93H59ZM63 91V92H62ZM79 91V92H78ZM85 91L87 93H85ZM91 91V92H90ZM133 91V92H132ZM145 91V92H144ZM147 91L149 92L147 94ZM159 91V92H158ZM161 91V92H160ZM187 91V93H186ZM200 91V92H199ZM208 91H210L211 93H209ZM215 91V92H214ZM229 91V92H228ZM37 92V93H36ZM45 93L46 95H44L43 93ZM54 92H55V95H54ZM70 92V93H69ZM80 92H82L81 94H84V95H80ZM90 92V93H89ZM98 92V93H96ZM101 92V94H100ZM104 92V93H103ZM110 92V93H109ZM126 92V93H125ZM128 92V93H127ZM138 94H137V93ZM140 92V93H139ZM144 92V93H143ZM163 92H168L166 95H164ZM191 92V93H190ZM196 92V93H195ZM199 92V93H198ZM204 92V93H203ZM215 95H214V93ZM227 94H226V93ZM236 92V93H234ZM238 92V93H237ZM241 94H240V93ZM244 92H247L246 94H244ZM50 93V94H49ZM52 93V94H51ZM58 93V95H57ZM64 93L65 95H62ZM79 93V94H77ZM109 93V96L107 95ZM111 93H113L112 95H110ZM125 93V94H124ZM131 93V94H129ZM135 93V94H133ZM154 93V94H153ZM160 93V94H159ZM183 93H186V94H183ZM190 93V94H189ZM195 93V94H194ZM197 93H198V96H197ZM201 93V94H200ZM222 94L221 96L219 94ZM231 93V94H230ZM4 96H3V95ZM8 94V96H7ZM60 94V95H59ZM71 94H75V96L71 95ZM86 94V95H85ZM92 94V95H91ZM124 94V95H123ZM143 98H142V96ZM146 94V95H145ZM151 96H150V95ZM156 94V95H155ZM159 94V95H158ZM189 94V95H188ZM192 94V95H191ZM212 95L210 98H213L210 99L209 97V100L208 98H205L206 95ZM224 94V95H223ZM226 94V95H225ZM255 93H253L254 95ZM6 95V97H5ZM17 95V97H16ZM25 95V97H24ZM33 95V96H32ZM38 95V96H37ZM79 95V96H78ZM95 95H99V96H95ZM103 95H106L107 98H108V102L106 100V105L104 103V99H106V96L105 98L103 97ZM115 95V97H114ZM120 98H118L117 96ZM124 97H122V96ZM133 95V97H132ZM137 95V96H136ZM148 95V97H147ZM203 95V96H202ZM264 95V94H263ZM24 98H23V97ZM45 96V97H43ZM47 96V97H46ZM66 96H67V99H66ZM78 97V100L77 97ZM87 98H85V97ZM114 99H112L113 97ZM128 99V96H129V100H127L126 98ZM131 96V97H130ZM146 96L147 98V101H146V98L144 99V97ZM154 96V97H153ZM160 96V97H162ZM196 96V97H195ZM205 96V97H204ZM219 96V98H218ZM12 97V98H11ZM22 97V98H21ZM34 97V98H32ZM36 97V99H35ZM50 97V98H49ZM53 97V98H52ZM57 97V98H56ZM62 97V98H61ZM75 97V102L73 99L71 98H74ZM81 97V99H79ZM95 98V101L94 102V99H91V98ZM102 97V98H101ZM122 97V98H121ZM138 98V99H135V98ZM184 97V98H183ZM187 97V98H186ZM190 97V98H189ZM222 97V98H221ZM5 98H8V99H5ZM10 98V99H9ZM26 98V99H25ZM40 99V100H37V99ZM90 98V99H89ZM98 98V99H97ZM111 99V102H110V99ZM124 98V99H123ZM132 98V99H131ZM142 100H141V99ZM149 98V99H148ZM152 98V99H151ZM189 98V99H188ZM205 98V99H204ZM218 98V99H217ZM3 99V100H2ZM36 101H35V100ZM43 99V100H42ZM45 99V101H44ZM48 99V100H47ZM50 99V101H49ZM53 99V100H51ZM58 99H61L58 100ZM64 99V100H63ZM85 99V100H84ZM102 102H100V100ZM118 99H119V102L123 101L124 103H118ZM202 99H204L202 101ZM216 99V100H215ZM224 101L222 102L221 101ZM27 100H28V103H27ZM81 100V101H79ZM85 102H84V101ZM113 100V101H112ZM114 100H117V101H114ZM127 100V101H125ZM133 100V101H131ZM141 100V103L139 102ZM154 100V101H153ZM197 100V101H196ZM212 102H211V101ZM4 101V102H3ZM7 103H6V102ZM10 101V102H9ZM13 101V102H12ZM19 101V102H17ZM39 101L38 103L35 104V106L33 105L35 102ZM44 101V103H43ZM49 101L48 104L52 105H48L47 102ZM60 101V103H59ZM67 101V102H65ZM72 101V102H71ZM77 101V102H76ZM91 101V102H90ZM93 101V102H92ZM99 101V102H98ZM135 101V102H134ZM138 103H137V102ZM145 101L147 102L145 104ZM149 101H152L149 103ZM203 103H202V102ZM207 103L206 105H204L205 102ZM240 101L239 103L237 102V104L240 105L241 103V100H238ZM15 102H17V105ZM56 102V105H54V103ZM75 106H74V104ZM82 102V103H80ZM113 102H117L118 104L115 105L113 104ZM129 104L130 102V107L126 104ZM144 102V103H143ZM183 102V101H182ZM11 103V104H10ZM23 103V104H22ZM26 103V104H25ZM43 104L42 107L40 108L39 105L40 104ZM52 103V104H51ZM58 103V104H57ZM69 104V105H61V104ZM77 103V104H76ZM88 104L87 105H83V104ZM92 105V110L90 108L89 111H92L94 112V114L92 112H90V115L88 114V110L87 108H89V105L90 104ZM101 103V104H100ZM104 103V104H102ZM133 103H135L134 106ZM140 103V104H139ZM149 103V104H148ZM214 103V105L212 104ZM10 104V105H8ZM22 104V105H21ZM38 104V105H37ZM72 104V105H71ZM79 104V105H78ZM97 104V105H96ZM114 106H113V105ZM139 104V106L137 105ZM145 104V106L143 105ZM47 105V106H46ZM90 105V107H91ZM95 105V106H94ZM99 105V106H98ZM103 105V107H101ZM124 106V107H120V106ZM149 107H148V106ZM199 107H198V106ZM201 105V106H200ZM5 106V107H4ZM23 106V107H21ZM26 106L28 108H26ZM41 106V105H40ZM46 106V107H44ZM50 106V107H48ZM56 106V107H55ZM58 106V107H57ZM59 106H61L59 108ZM70 106V107H68ZM81 106H85L84 110L83 107ZM106 106V107H105ZM107 106H109L107 108ZM116 106H118L116 108ZM142 106V108H141ZM213 106V108H212ZM216 106V107H215ZM4 107V109L2 108ZM7 107V108H6ZM13 107V109H12ZM35 107H36V111L35 110ZM40 108L39 111L37 108ZM55 107V109H54ZM75 107V108H74ZM95 107L97 109H95ZM132 107V108H131ZM148 107V109H147ZM215 107V108H214ZM22 108V109H21ZM46 108V109H45ZM51 108H53V111L51 110ZM64 108V109H63ZM67 108L70 109V111L66 110ZM73 108V109H72ZM80 108V110L78 109ZM107 110H106V109ZM114 108V109H113ZM116 108V109H115ZM119 108V110H118ZM122 111H120L121 109ZM123 108L124 109H127L129 108L130 111H131V114H130V111L129 109H127L126 111L124 110L123 112ZM135 108H136V111H135ZM210 108V109H208ZM12 109V111H11ZM43 109V110H42ZM59 109V111H58ZM100 109V110H99ZM103 109V110H102ZM109 109V110H108ZM111 109V111H110ZM132 109L134 111H132ZM143 109V110H142ZM203 109V111H205ZM214 112H213V110ZM29 112H28V111ZM33 110V111H32ZM66 110V111H64ZM83 111V113H81ZM113 110V112H112ZM180 110V109H179ZM212 110V111H211ZM4 111V113H2ZM7 111V112H6ZM20 111V112H19ZM45 111V112H44ZM51 111H52V115L51 116ZM76 112L75 114L73 112ZM79 111V113H78ZM102 111V112H101ZM110 111V112H109ZM120 113L118 115V112ZM140 111L142 112H145V113H141ZM12 114H11V113ZM24 112L26 114H24ZM27 112L29 115H27ZM32 112V114H31ZM35 112V113H33ZM97 112V113H96ZM99 112V114H98ZM106 112V114H104ZM112 112V113H111ZM122 112V113H121ZM128 112V114H127ZM135 112V113H134ZM138 112V113H137ZM141 114H140V113ZM181 112V110H180ZM42 113V114H40ZM47 113V114H46ZM66 115H65V114ZM68 113V114H67ZM72 113V114H71ZM91 113L93 115H91ZM100 113H103V115H100ZM111 115H110V114ZM114 113V114H113ZM133 113V115H132ZM200 111L198 110V115L196 116V120L198 121L197 123H199V121H201L203 115H206V113H202L203 115L199 114ZM5 114V115H4ZM9 114V115H8ZM35 114V115H34ZM39 114V115H38ZM46 114V115H44ZM50 114V115H49ZM109 114V115H108ZM130 114V116H129ZM30 115H32L30 117ZM38 115V118L37 116ZM41 115V116H40ZM47 117H44V116ZM48 115V116H47ZM55 115V117H54ZM62 115V116H61ZM74 117V118H71L72 120L75 119L73 121V123L71 122V119L70 117ZM73 115V116H71ZM76 115V117L74 116ZM106 115V116H104ZM113 115H118V116H113ZM132 115V116H131ZM201 115V116H200ZM211 115V116H212ZM10 116V118L8 117ZM19 116V117H18ZM23 116V117H22ZM24 116H25V119H24ZM28 116V117H27ZM45 118V121H41V120H44ZM64 116H67L66 119H70V121L66 120ZM82 116V117H81ZM90 116V117H89ZM94 116V117H93ZM99 116V117H98ZM102 116V118H101ZM104 116V117H103ZM110 116L112 117L110 119ZM121 116V117H120ZM123 116H125V118H123ZM127 116V117H126ZM137 116V117H136ZM178 116V113L174 116L175 118L173 119H176ZM9 118V120L7 121V119ZM27 117V118H26ZM61 117V118H60ZM66 120L64 122L65 123H62V119L63 118ZM81 120H80V118ZM84 117V118H83ZM106 117H109V124L107 123V118ZM117 117V118H116ZM120 117V118H118ZM15 118V119H14ZM24 120H27V122L23 121ZM29 118V119H28ZM31 118V119H30ZM94 118V119H93ZM98 121H97V119ZM106 118V119H105ZM131 118V119H130ZM135 118V120H133ZM41 119V120H40ZM49 119V120H48ZM51 119V120H50ZM61 119V120H60ZM78 119V120H77ZM84 119V120H82ZM93 119V120H92ZM96 119V120H95ZM105 119V120H104ZM124 119V120H123ZM130 119V121H132L130 123V121L128 122V120ZM23 121V122H15V121ZM33 122H31V121ZM36 120V121H35ZM77 120V121H76ZM110 120H113V123L112 121ZM116 120V121H115ZM50 121V122H49ZM67 121H68V125H67ZM83 121H85L83 123ZM90 121V122H89ZM104 121V122H103ZM115 121V122H114ZM122 122V123H119ZM126 121V122H125ZM5 122V124H4ZM7 122V123H6ZM10 122V123H9ZM31 122V123H30ZM38 122V123H37ZM42 124H41V123ZM45 122V124H44ZM48 122V123H47ZM56 122V123H54ZM70 122V124H69ZM76 122V124H75ZM80 124H79V123ZM82 122V123H81ZM98 125L99 127L102 128V126L100 125H104V127L102 128V131H100L98 128ZM106 122V123H105ZM116 122H118L116 124ZM2 123V125H1ZM11 123H12V126H11ZM26 123V124H25ZM35 123V124H34ZM52 125H51V124ZM73 125H72V124ZM99 123V124H98ZM124 123H128V124H124ZM17 125V127L14 125ZM24 126H23V125ZM40 124V125H38ZM87 124V125H86ZM95 125L97 127L98 130H95ZM106 124H108L109 126H111L109 128V126H107ZM119 124V128H117ZM123 124V126L121 125ZM131 124V125H130ZM39 127H37V126ZM41 125H46L45 128ZM49 125V126H48ZM63 125V126H62ZM77 125V126H75ZM82 125L85 129L87 128V130H85L84 128H81ZM91 127H88L90 126ZM125 125V126H124ZM129 125V126H128ZM31 126V127H30ZM33 126V127H32ZM58 126H62L63 127V130H62V127L59 128ZM66 126V127H64ZM76 127V128H73V127ZM126 126L128 127L126 128ZM2 127V128H1ZM29 127V128H28ZM35 127V128H34ZM38 130H37V128ZM69 127V128H68ZM71 127L73 128V130L71 129ZM107 127V128H106ZM131 127V128H130ZM196 125H193V128H192V132H194V137H192V139L190 140V142H186L184 144V147H183V152H185L186 156L183 157L184 160L187 159V161H185L186 163H191L193 161V164H189L190 167H191V172H197L199 170H204V167H203V163L206 161V159L204 157L201 158V152L202 154L205 155V153L209 152V151H206L208 149L207 146H209V144H207V141L211 140V137L209 134H211L212 130H215L217 129V127L215 125H212L210 124L209 122L206 123V127L207 130L209 131H206V133H200L196 128ZM10 128V129H9ZM25 128V129H24ZM32 128V129H30ZM44 128V130L42 129ZM105 128V129H104ZM115 128V129H114ZM125 128V129H124ZM23 129V130H22ZM27 129V130H26ZM30 129V130H29ZM52 129V130H51ZM54 129V130H53ZM61 129V130H60ZM68 129H69V132H68ZM76 129V130H75ZM82 129V130H81ZM94 129V130H93ZM109 129V130H107ZM112 129V130H111ZM125 130V131H122ZM16 130V131H15ZM40 130L42 132H40ZM45 130L47 131L45 133ZM64 130H66L64 132ZM81 130V132H80ZM88 130H91L92 131V135H91V131H88ZM110 130L112 132H110ZM119 130V131H117ZM16 133H15V132ZM36 131V132H35ZM38 131V133H37ZM52 131V132H51ZM55 131V132H53ZM71 131V133H70ZM73 131V132H72ZM87 131L88 135L85 133ZM104 131V132H103ZM107 131V132H106ZM116 133H115V132ZM122 131V132H120ZM19 132V133H18ZM31 132V133H30ZM34 132V133H33ZM41 134H40V133ZM63 132V133H62ZM84 132V133H83ZM96 132V134H95ZM98 132V133H97ZM99 132L101 134V136L99 137ZM103 132V133H102ZM109 132V133H108ZM120 132V133H119ZM124 132V133H123ZM127 132V134H126ZM129 132V133H128ZM60 133L61 134V137L57 138L58 136H60ZM68 133V135H67ZM78 133V135H77ZM82 133V135H81ZM112 136H111V134ZM114 133V135H113ZM118 133V134H117ZM209 133V134H208ZM16 134V135H15ZM18 134V135H17ZM31 137H29L30 135H32ZM47 134V135H46ZM59 134V135H58ZM64 134V136H63ZM70 134V135H69ZM76 134V135H75ZM95 134V135H94ZM99 134V135H98ZM103 134H109V135H103ZM116 134V135H115ZM196 134H198V139H196ZM201 134V135H199ZM68 138H67V136ZM72 135V136H71ZM81 135V136H80ZM86 135V137H85ZM121 135V136H119ZM127 135V136H126ZM19 136V137H18ZM23 138H22V137ZM45 136V138H44ZM57 136V137H55ZM63 136V137H62ZM76 136V137H75ZM94 136H97L98 138L94 137ZM105 136V137H104ZM110 136V137H108ZM115 136V137H114ZM126 136V137H125ZM54 139H53V138ZM75 137V138H74ZM82 137V138H81ZM91 139H90V138ZM102 137V138H101ZM104 137V138H103ZM107 137V138H106ZM117 137V138H116ZM124 137V138H122ZM201 137V138H200ZM206 137V138H205ZM210 137V138H209ZM28 138V140H27ZM51 138H52V141H51ZM62 138V139H60ZM69 138L71 140H69ZM73 138V139H72ZM85 138V140H84ZM115 140H114V139ZM194 138V139H193ZM205 138V140L203 139ZM19 139V140H18ZM21 139V140H20ZM35 139V140H34ZM46 139V140H45ZM48 139V140H47ZM58 139V140H57ZM60 139V140H59ZM75 139V140H74ZM81 139V140H80ZM90 139V140H89ZM92 139H95V140H92ZM103 139V140H102ZM106 139V140H105ZM202 139V140H201ZM209 139V140H208ZM25 140V141H24ZM31 140V141H30ZM38 140V141H37ZM44 140V141H43ZM50 140V141H49ZM54 140V141H53ZM57 140V141H56ZM62 140V141H61ZM69 140V141H67ZM74 140V142H73ZM77 140V141H76ZM80 140V141H79ZM99 142H98V141ZM101 140V141H100ZM113 142H112V141ZM35 141V142H34ZM40 141V142H39ZM45 141H48L45 143ZM72 141V142H70ZM77 143H76V142ZM82 141V142H81ZM83 141H86L85 143ZM90 141V142H89ZM92 141V142H91ZM104 141V142H102ZM109 141V142H108ZM111 141V142H110ZM14 144V145H11L10 144ZM14 142V143H13ZM33 142V143H32ZM44 142V143H43ZM59 142V143H58ZM61 142V144H60ZM65 142V143H64ZM94 142V143H93ZM104 145L106 142L107 144H105L104 146L101 144V143ZM116 142H118L116 144ZM197 142V143H196ZM200 142V144H199ZM15 143L17 145V147L15 148ZM27 143V144H26ZM31 143V144H30ZM56 143V144H55ZM71 143V145H69ZM80 143L82 144L80 145ZM87 143H90V144H87ZM95 143H99V145H96ZM109 143L112 144L109 146ZM10 144V145H9ZM20 144V145H19ZM21 144L23 146H21ZM45 144V145H44ZM60 144V146H59ZM75 144V145H74ZM85 144V145H84ZM92 144H95V145H92ZM116 144V145H115ZM120 144V145H119ZM193 144L195 145L194 147L191 148V146H193ZM206 144V145H205ZM37 145V146H36ZM44 145V146H43ZM54 145V146H53ZM57 147H56V146ZM78 145V146H77ZM88 145V146H87ZM91 145V146H90ZM106 145H108V148H104ZM114 145V146H113ZM204 145V146H203ZM6 146V147H5ZM21 146V147H19ZM26 146V148H25ZM32 146V147H31ZM66 146V148H65ZM68 146V147H67ZM71 146H73L71 148ZM76 146V147H75ZM81 146V147H80ZM88 148H87V147ZM94 146V147H93ZM99 146V147H98ZM102 146V147H101ZM200 146V147H199ZM11 147V148H10ZM31 147V148H30ZM35 147V149H34ZM41 147V148H39ZM46 147V148H45ZM50 147V148H49ZM63 147V148H62ZM85 147L87 148V150L85 149ZM89 147L91 149H89ZM94 149H93V148ZM110 147V148H109ZM160 146L156 145L153 149H152V152H154V150H156L157 148H159ZM187 147V148H186ZM206 147V148H205ZM10 148V150H9ZM18 148V149H17ZM20 148V149H19ZM44 148V149H43ZM49 148V149H48ZM58 148V149H57ZM68 148V152H66ZM69 148L70 151H69ZM75 150H74V149ZM79 148V149H77ZM83 148V149H82ZM97 148V149H96ZM104 148V149H103ZM113 148V149H112ZM186 148V150H185ZM189 148V149H188ZM197 148V149H196ZM41 149V150H40ZM52 149V150H50ZM63 149V150H62ZM66 149V150H65ZM77 149V150H76ZM81 149V150H80ZM85 149V151H84ZM106 149V150H105ZM136 150H134V153L135 155L139 156V152L141 151H138L139 149L138 148H135ZM188 149V150H187ZM203 151H202V150ZM20 150V151H19ZM33 150V152H32ZM40 150V151H39ZM58 150V151H57ZM90 150V151H89ZM100 150L99 152H96ZM190 150V153L192 151V154L195 155L193 156L192 154L188 153ZM196 150V151H195ZM8 151V152H7ZM13 153H12V152ZM23 154H22V152ZM38 151H39V155L38 154ZM48 151V152H46ZM62 151V152H60ZM72 151V152H71ZM77 151V152H76ZM80 151V152H79ZM106 154L109 153V154H104L105 152ZM138 151V152H137ZM16 152V153H15ZM67 153L68 155H65L64 154ZM73 155H71L70 154ZM83 152V154H82ZM92 152L94 153V155L92 154ZM101 152L103 154H101ZM2 153V154H1ZM21 153V154H20ZM43 153V155H42ZM46 153V154H45ZM59 153V154H58ZM88 153V154H87ZM138 153V154H137ZM5 154V155H4ZM20 156H19V155ZM65 157V159H63V155ZM82 154V155H81ZM97 156H96V155ZM100 154V155H99ZM146 155H144L143 157H141L139 160L137 158L134 159V157H131L133 158V160H135L134 164H133V161H131L132 159L129 158V163H127L128 165H130L131 168H134V165L135 163H137L135 166L134 169L136 168H139L142 166V162L145 160L146 163H158V164H161V165H164V164H167V162H170L169 160L167 159H164L162 158L161 159H158L157 157H154L153 155H149L147 153H145ZM246 154V153H245ZM12 155V156H11ZM23 155V156H21ZM25 155V156H24ZM59 155V157H58ZM62 157H61V156ZM81 157H80V156ZM90 155V156H89ZM106 158H105V156ZM200 155V156H198ZM19 156V157H18ZM40 156V160L38 159ZM45 156V157H44ZM71 158H70V157ZM77 156V157H76ZM83 156V157H82ZM85 156V157H84ZM87 156V157H86ZM98 159H96L95 158ZM113 158H111V157ZM246 156V155H245ZM243 157L244 159H242L243 161V164L246 165L247 163V160L249 158H246V157ZM22 157V158H21ZM25 157V159H23ZM44 157V158H43ZM82 159H80V158ZM91 157V159L89 158ZM93 157L95 158L93 160ZM146 157V158H145ZM152 157V158H151ZM196 157V158H195ZM197 157H200V158H197ZM19 158V159H18ZM58 158H60V161L58 160ZM76 158V159H75ZM105 158V159H104ZM144 158V159H143ZM148 158V159H147ZM150 158V159H149ZM21 159V160H20ZM37 159L39 162H37ZM62 159V161H61ZM88 159V161L86 160ZM104 159V160H103ZM126 159L128 158H125L123 159L121 162H127ZM143 159L142 162H140L141 160ZM205 159V160H204ZM246 159V160H245ZM15 160V161H14ZM44 160V161H43ZM74 160V163H73V166H70L69 170H68V165L67 163L69 161H73ZM76 160V162H75ZM80 160L83 162H80ZM86 160V161H84ZM92 160V161H91ZM97 160V161H96ZM152 160V161H151ZM22 161V163H21ZM25 161V162H24ZM56 161V162H55ZM90 161V162H89ZM95 161V162H94ZM99 161V162H98ZM104 164H102L103 162ZM107 161V162H106ZM137 161V162H136ZM145 161L143 163H145ZM154 161V162H153ZM24 162V163H23ZM43 162V164H42ZM66 164H65V163ZM80 162V163H79ZM84 162H88V163H91L89 166H86L84 164ZM94 162V163H92ZM100 165H98L97 163ZM120 162V164H122ZM195 162V163H194ZM57 163V164H56ZM61 163V165L59 164ZM65 165H64V164ZM201 163V164H200ZM19 164V165H18ZM23 164V165H21ZM41 164V166H40ZM55 164L57 166H55ZM81 164V165H80ZM15 165V166H13ZM34 165V167H33ZM39 165V166H38ZM45 165V166H44ZM53 165V166H52ZM59 165V166H58ZM67 165V166H66ZM79 165V166H78ZM85 165V166H84ZM93 165H95L93 167ZM31 166V167H30ZM76 166H77V169H76ZM84 167V170L86 173H83V174H80L81 169H83ZM97 166V167H96ZM123 166V165H122ZM52 167V168H51ZM72 167V168H71ZM80 169H79V168ZM86 167V169H85ZM90 168V171L94 174H92L91 172H89V168ZM193 167V168H192ZM38 168V169H37ZM47 168V169H46ZM75 168V169H73ZM103 168V169H102ZM119 168V167H118ZM202 168V169H201ZM17 169V170H16ZM36 169V171H35ZM56 169V171H55ZM61 169V170H60ZM96 169V170H95ZM102 169V170H101ZM16 170V172H15ZM40 170L42 172H40ZM47 170V172L45 171ZM75 170V171H74ZM81 170V171H79ZM101 170V171H100ZM196 170V171H195ZM32 174H31V172ZM60 171V173H58ZM74 171V172H73ZM38 172V173H37ZM67 172V173H66ZM78 172V173H77ZM21 173V174H19ZM24 173H27V174H24ZM41 173V174H40ZM50 175H48V174ZM55 173V174H54ZM64 173V174H62ZM72 173V174H71ZM74 173V174H73ZM91 175H90V174ZM114 173V174H115ZM31 174V175H29ZM51 174H54L51 175ZM59 174V175H58ZM71 174V175H69ZM86 176H85V175ZM88 174L90 176H88ZM96 174V176H95ZM17 175V176H16ZM25 175V177H24ZM42 175V176H41ZM58 175V176H57ZM64 175V176H63ZM66 175V176H65ZM74 175V176H73ZM104 175V176H103ZM135 175L138 177H135ZM27 176V177H26ZM49 176V177H48ZM73 176V177H72ZM81 176V177H80ZM95 176V177H94ZM99 176V177H98ZM113 176V175H112ZM17 177V178H16ZM35 177L37 178L35 180ZM51 177V178H50ZM63 177V178H62ZM65 177V178H64ZM88 177V178H87ZM94 177V178H93ZM34 178V179H33ZM42 178H43V182H42ZM47 178L49 180H47ZM78 178V179H77ZM86 181H84L85 179ZM137 178V179H135ZM185 178V179H184ZM66 179V180H65ZM81 179L83 181V183L81 182ZM91 179V180H90ZM102 179V181H101ZM188 179V180H187ZM22 180V181H21ZM26 180V181H25ZM35 180V181H34ZM65 182H64V181ZM75 180V182L73 181ZM99 180V183H97ZM124 180V182L122 181ZM136 180V181H135ZM179 180V181H178ZM185 180L187 182H185ZM21 181V182H20ZM36 183H34V182ZM46 181V182H45ZM70 181V182H69ZM80 181V182H79ZM88 181V182H87ZM96 181V184H94ZM132 181L134 182V184L132 183ZM33 182V183H32ZM45 182V183H44ZM58 182L59 185H56ZM79 184H78V183ZM93 182V183H92ZM103 182V183H102ZM179 182V184H178ZM32 183V184H31ZM45 185H44V184ZM66 183V184H65ZM73 183V184H72ZM86 186H85V184ZM186 183H188L186 185ZM72 184V185H71ZM77 184V185H76ZM82 184V185H81ZM88 184V186H87ZM100 184V185H99ZM193 186H192V185ZM37 185L39 187H41V191L39 190V188H37ZM47 185V186H46ZM76 185V187L74 186ZM97 187H96V186ZM181 185V186H180ZM189 185V186H188ZM45 186V188H44ZM56 188H55V187ZM74 186V187H73ZM91 186H95V187H92L94 192L92 193L91 191L92 188ZM57 187H59L58 190ZM71 189H70V188ZM84 187V188H83ZM35 188H37V190H39L41 193H39ZM44 188V189H43ZM55 188V189H54ZM82 188V189H81ZM95 188V189H94ZM100 188V189H99ZM57 189V190H56ZM61 189H62V192H61ZM63 189H65L63 191ZM75 191H73V190ZM89 189V191H88ZM97 189V190H96ZM45 190V191H44ZM52 192H51V191ZM54 190V191H53ZM56 190V191H55ZM87 190V192L85 191ZM96 190V191H95ZM35 191V192H33ZM43 191V192H42ZM49 191V192H48ZM111 191V193H110ZM113 191V192H112ZM134 191V192H133ZM46 192V193H45ZM56 192V193H55ZM67 192V193H66ZM115 192V193H114ZM118 192V193H117ZM132 192V193H131ZM137 192V193H136ZM211 192V191H209ZM50 193V195H48ZM53 193V194H52ZM65 193V194H64ZM70 193V195H69ZM80 193V194H79ZM84 193H87V194H84ZM91 193V194H90ZM128 193H131L130 195H128ZM183 193V194H181ZM67 194V195H66ZM90 194V195H89ZM219 194V195H218ZM56 195V197L54 196ZM66 195V196H65ZM90 197H89V196ZM125 195H128V196H125ZM169 195V196H168ZM183 197H182V196ZM218 196H221L222 194L221 193H217ZM54 198H53V197ZM65 196V198H63ZM83 196V197H82ZM120 196V197H119ZM173 196V198L171 197ZM50 197V198H49ZM96 197V198H95ZM106 197V199H104ZM125 199H124V198ZM169 197V198H168ZM178 197V198H177ZM180 197V198H179ZM56 198V199H55ZM115 198V199H113ZM176 198V199H175ZM64 199V201L62 200ZM108 199L112 201V205L109 206V210L108 207H104V203H106L108 201ZM144 199V200H143ZM161 199V200H162ZM62 200V201H61ZM116 200V201H115ZM178 200V201H177ZM181 200V201H180ZM58 201V202H57ZM61 201V202H59ZM77 201V202H76ZM105 201V202H104ZM167 201V202H166ZM171 201V202H170ZM180 201V202H179ZM124 202V203H123ZM166 202V203H165ZM178 202V203H177ZM59 203H62V204H59ZM120 203V206H118ZM174 203V205H173ZM176 203V204H175ZM73 204V205H72ZM100 204V205H99ZM122 204V205H121ZM61 205V206H60ZM85 205V206H84ZM169 205V206H168ZM84 206V207H83ZM90 206V207H89ZM102 206V208H101ZM71 209H70V208ZM115 207V208H114ZM116 207L118 209H116ZM120 207V209H119ZM152 207V208H151ZM165 207V208H164ZM184 207V208H183ZM95 208V209H93ZM104 208H106V212L105 214H99L97 215L99 217L96 216V212H98V210H103ZM114 208V210H113ZM182 208V209H181ZM189 208V209H188ZM192 208V209H191ZM81 209V210H80ZM149 209V211H148ZM161 209V210H160ZM175 209V210H174ZM187 209V211L185 210ZM191 209V210H190ZM195 210H198L196 213H195ZM209 209V210H208ZM68 210V211H67ZM93 210L95 211L93 213ZM157 210V211H156ZM78 211V213H77ZM80 211V213H79ZM86 211V212H85ZM112 211V212H111ZM114 211V212H113ZM168 211V212H167ZM175 211V212H174ZM75 212V213H74ZM82 212V213H81ZM118 212V213H116ZM132 212V213H130ZM150 212V213H149ZM153 212V213H152ZM157 212V213H156ZM160 212V214L158 215V213ZM164 212V213H163ZM173 212V213H172ZM181 212H184L181 213ZM186 212V213H185ZM192 212V213H191ZM227 212L229 213H237V211H233V210H230V209H227ZM75 215H74V214ZM115 213V214H114ZM156 213V216L159 217L158 219L161 220V224L160 222H158L157 224L154 225V223L150 222L151 220V215L154 214L155 215ZM167 213V214H166ZM188 213V214H187ZM191 213V215H190ZM198 213V214H197ZM201 213V214H200ZM205 213V214H204ZM11 214V216L9 215ZM83 214V215H82ZM86 214V215H85ZM149 214V215H148ZM166 214V216L164 215ZM172 216H171V215ZM176 214V215H175ZM183 214V215H182ZM74 215V216H73ZM114 215V216H113ZM123 215H124V218H123ZM175 215V216H174ZM186 215V217H184ZM193 215V216H192ZM198 215L200 217H198ZM204 215V216H203ZM84 216V217H83ZM107 216V217H106ZM128 216V217H127ZM132 216V217H131ZM180 217L178 219V217ZM86 217V218H85ZM95 217V218H94ZM116 218V219H115ZM143 218H145L144 221ZM170 218V219H169ZM13 219V220H11ZM98 219V220H96ZM105 219V220H104ZM121 219V220H120ZM137 219V220H136ZM186 222H185V220ZM18 220V221H17ZM96 220V221H95ZM134 220V221H133ZM181 223H180V221ZM184 220V222H182ZM205 220V221H204ZM92 221V222H91ZM119 221V223H117ZM122 221V223H121ZM128 223H127V222ZM144 221V222H143ZM201 221V222H200ZM17 222V223H16ZM93 222H95L93 224ZM131 222V225L129 224ZM138 222V224H137ZM207 222V223H206ZM92 223V224H91ZM128 225H127V224ZM174 223V225H172ZM185 223V224H184ZM191 223V224H190ZM210 225H209V224ZM18 224V225H17ZM115 224V225H114ZM126 224V225H125ZM144 224V225H142ZM178 224V225H177ZM195 224V225H194ZM202 224V225H201ZM204 224V225H203ZM149 225H154L151 229L149 227ZM165 225V226H163ZM201 225V226H200ZM106 226V227H104ZM128 226V227H126ZM199 228H198V227ZM205 228H204V227ZM244 227L246 228H251L250 225H247L246 223L243 225ZM19 227V228H18ZM137 227V229H136ZM213 227V228H212ZM157 228V229H156ZM202 228V230H200ZM208 228V229H207ZM134 229V230H133ZM162 229V230H161ZM213 229V230H212ZM216 229V230H215ZM222 229V230H221ZM102 230V231H101ZM130 230V232H129ZM158 230V231H157ZM207 230L209 233L211 234H217V235H214L216 237H214L213 235H210L209 233L207 234ZM209 230H212V231H209ZM127 231V232H126ZM151 231V232H150ZM193 231V232H192ZM205 231V233H204ZM217 231V232H216ZM221 231V232H220ZM107 232V234H106ZM110 232V233H109ZM140 232V233H139ZM215 232V233H213ZM114 233V234H113ZM127 233V234H126ZM149 233V234H148ZM151 233V234H150ZM156 233V234H155ZM159 233V234H158ZM164 233V234H163ZM171 233V234H170ZM173 233V234H172ZM226 233V234H225ZM167 234V236H166ZM231 234V235H230ZM233 234H237V238H235V235ZM154 235V237H153ZM161 235V237H160ZM204 235V236H203ZM230 235V237H228ZM250 235V237H249ZM88 236V237H87ZM219 236H223V238H226L224 239V241L228 242L226 244V242H219L217 241L218 237ZM224 236H227V237H224ZM233 236V237H232ZM261 236V239L258 240V238ZM156 237V238H155ZM205 237V239H204ZM242 237V238H240ZM244 237V238H243ZM249 237V238H248ZM155 238V239H154ZM160 238V239H158ZM174 240H173V239ZM178 238V239H177ZM198 238V239H197ZM248 238V239H247ZM252 238V239H250ZM263 238V239H262ZM116 239V240H115ZM229 239V240H228ZM243 239V240H242ZM247 239V240H246ZM250 239V240H249ZM198 240V241H197ZM234 240H236V242L238 243H235V248H232L231 249V245L232 244H229V241L230 242H235ZM245 240V241H244ZM249 240V241H248ZM162 241V242H161ZM178 241V242H177ZM185 243H184V242ZM248 241V242H247ZM251 241V242H250ZM114 242V244H113ZM157 242V244H156ZM192 242V243H191ZM203 242V244H202ZM260 242V243H259ZM262 242V243H261ZM112 243V244H111ZM155 243V244H154ZM170 243V244H169ZM184 243V244H182ZM189 243V249H187L186 245H188ZM194 243V244H193ZM199 243V244H198ZM203 245H201V244ZM216 243V244H215ZM225 243V244H224ZM175 244V245H174ZM180 246H179V245ZM184 245L183 246H181ZM95 245V246H94ZM178 245V246H177ZM205 245H207L205 247ZM230 245V246H229ZM176 246V247H174ZM192 246V247H191ZM218 246V247H217ZM203 247V248H202ZM205 247V249H204ZM182 248V249H181ZM185 248V250H184ZM200 249V251L198 249ZM212 250L210 251L209 250ZM259 248V249H258ZM263 248V249H262ZM184 250V251H179V250ZM194 249V250H193ZM202 249V250H201ZM253 249L255 250L256 249V253H252L250 254L251 252L250 251H253ZM188 250V251H187ZM193 250V251H192ZM250 250V251H249ZM208 253H207V252ZM249 251V252H248ZM179 252V255L178 253ZM184 255H183V253ZM189 254H187V253ZM199 252V253H197ZM210 252V253H209ZM213 252V253H212ZM181 253V254H180ZM195 253V254H194ZM207 253V254H206ZM211 253L213 254V256L211 255ZM187 256H186V255ZM263 254V255H262ZM178 255V256H176ZM183 255V256H182ZM189 255V256H188ZM194 255V256H193ZM207 255V256H206ZM233 255H235L233 257ZM182 256V257H180ZM203 258H202V257ZM187 259H186V258ZM216 257V258H215ZM232 257L234 258L233 261H232ZM244 257V258H243ZM262 257V258H261ZM178 260H177V259ZM202 258V260H201ZM240 258V259H239ZM261 258V259H260ZM180 259V260H179ZM183 259V260H182ZM186 259V260H185ZM185 260V261H184ZM198 260V261H197ZM216 260H217V263H216ZM215 261V262H214ZM251 261V262H252ZM253 261V262H254Z\"/></svg>", "mask_w": 264, "mask_h": 264}, {"label": "bare ground", "instance_id": "6f19581e", "mask_svg": "<svg viewBox=\"0 0 264 264\" xmlns=\"http://www.w3.org/2000/svg\"><path fill=\"white\" fill-rule=\"evenodd\" d=\"M1 1V0H0ZM3 1V0H2ZM5 1V0H4ZM28 1H30V0H28ZM27 1V2H28ZM32 1L33 0H31L30 1V3H32ZM48 1V3L51 1H49V0H46V2ZM94 1H96V0H94ZM155 1V0H154ZM214 1V0H213ZM237 1H239V0H237ZM241 1V0H240ZM259 1V0H258ZM11 2V1H10ZM19 2V1H18ZM18 2H16V3H18ZM26 2V3H27ZM52 2V1H51ZM168 2V1H167ZM189 2V1H188ZM202 2V1H201ZM205 2H206V0H205ZM217 2V1H216ZM232 2V1H231ZM0 3H2V2H0ZM29 3V2H28ZM43 4H45V2H42ZM47 3V4H48ZM68 3V2H67ZM70 3V2H69ZM155 3V2H154ZM234 3V2H233ZM237 3V2H236ZM241 3V2H240ZM246 3V2H245ZM10 4V3H9ZM23 4H25V3H23ZM38 4H41V2H38ZM51 4V3H50ZM54 3H52V5H53ZM66 4V3H65ZM142 4V3H141ZM149 4V3H148ZM163 4V3H162ZM189 4H190V2H189ZM207 4V3H206ZM223 4H225V3H223ZM248 4V3H247ZM14 5V4H13ZM27 5V4H26ZM150 5H152V4H150ZM149 5V6H150ZM165 5V4H164ZM197 5V4H196ZM210 5V4H209ZM229 5L231 6V4L229 3ZM239 5H241V4H239ZM25 6V5H24ZM42 6V5H41ZM48 6V5H47ZM61 6V5H60ZM59 6V7H60ZM67 6V5H66ZM178 6H179V4H178ZM194 6V5H193ZM207 6V5H206ZM205 6V7H206ZM229 6V7H230ZM244 6V5H243ZM248 6V5H247ZM260 6L262 7V11L261 12H263V15L262 16H264V1H261L260 2ZM23 7V6H22ZM29 7V6H28ZM38 7V6H37ZM37 7H36V9H37ZM40 7V6H39ZM43 7V6H42ZM41 7V8H42ZM49 7V6H48ZM58 7V8H59ZM161 8H162V6H160ZM174 7V6H173ZM172 7V8H173ZM187 8H189L188 6H186ZM231 7H233V6H231ZM235 7H236V5H235ZM257 7V6H256ZM18 8V7H17ZM25 8V7H24ZM34 8V7H33ZM40 8V9H41ZM44 8V7H43ZM50 8V7H49ZM54 9H56L55 7H53ZM168 8V7H167ZM198 8V7H197ZM196 8V9H197ZM212 8V7H211ZM222 8V7H221ZM234 8V7H233ZM237 8V7H236ZM235 8V9H236ZM15 9V8H14ZM19 9V8H18ZM30 9H32L31 7H30ZM45 9V8H44ZM43 9V12L45 11ZM62 9V8H61ZM144 9H147V8H144ZM155 9V8H154ZM169 9V8H168ZM182 9V8H181ZM190 9V8H189ZM206 9V8H205ZM231 9V8H230ZM239 9V8H238ZM260 9V8H259ZM6 10H8V8H6L5 9V12H6ZM13 10V9H12ZM16 10V9H15ZM20 11H21V9H19ZM19 10H16V11H18L19 12ZM22 10H24L23 8H22ZM28 10V13H29V9H27ZM39 10V9H38ZM47 10V9H46ZM49 10V9H48ZM76 10H78V9H76ZM139 10V9H138ZM150 10V9H149ZM170 10V9H169ZM179 10V9H178ZM195 10V9H194ZM212 10V9H211ZM220 10V9H219ZM218 10V11H219ZM223 10V9H222ZM231 10H233V9H231ZM4 11V10H3ZM40 11H42V9L40 10ZM50 11V10H49ZM52 11V10H51ZM50 11V12H51ZM67 11H69V10H67ZM75 11V10H74ZM129 11V10H128ZM243 11V10H242ZM241 11V12H242ZM23 12V11H22ZM31 12H33V10L31 11ZM47 12V11H46ZM66 12V11H65ZM72 12V11H71ZM76 12V11H75ZM110 12V11H109ZM119 12V11H118ZM152 12V11H151ZM158 12V11H157ZM166 12V10L164 11V13ZM176 12V11H175ZM196 12H198V11H196ZM195 12V13H196ZM211 12V11H210ZM232 12V11H231ZM237 12V11H236ZM249 12V11H248ZM260 12V11H259ZM2 13V12H1ZM11 13V12H10ZM24 13L25 12H23L22 14L24 15ZM34 13V12H33ZM39 13V12H38ZM37 13V17H39V14ZM52 13V12H51ZM70 13V12H69ZM167 13V12H166ZM169 14H170V11L168 12ZM171 13H172V11H171ZM215 13V12H214ZM14 14V16H15V12L13 13ZM20 14V13H19ZM27 13H25V15H26ZM41 14H43L44 15V13H41ZM75 14V13H74ZM79 14V13H78ZM77 14V16H79ZM124 14V13H123ZM125 14H126V12H125ZM147 14V13H146ZM181 14H183V13H181ZM211 14H213V11H212V13ZM7 15V14H6ZM9 15V14H8ZM17 15V14H16ZM23 15H21L22 17H23ZM28 15V14H27ZM26 15V16H27ZM42 15V16H43ZM70 15V14H69ZM86 15V14H85ZM114 15V14H113ZM134 15V14H133ZM139 14H137V16H138ZM157 15V14H156ZM162 15H164L163 13H162ZM214 15V14H213ZM230 15H231V13H230ZM255 15V14H254ZM17 16H20V15H17ZM20 16V17H21ZM25 16V17H26ZM32 16H33V14H32ZM31 16V18H34V16L32 17ZM59 16V15H58ZM117 16V15H116ZM166 16H168V14L166 15ZM176 16V15H175ZM192 16H194V15H192ZM200 16V15H199ZM3 17V16H2ZM7 17V16H6ZM6 17H5V19H6ZM9 17V16H8ZM12 17V16H11ZM16 17V16H15ZM20 17H16V19H18V18H20ZM28 17V16H27ZM26 17V18H27ZM36 17V18H37ZM45 17V16H44ZM48 17H50V16H48ZM70 17H72L73 18V16L71 15ZM87 17V16H86ZM85 17V18H86ZM125 17V16H124ZM126 17H127V15H126ZM125 17V18H126ZM134 17V16H133ZM135 17H136V15H135ZM141 17V16H140ZM143 17V16H142ZM157 17V16H156ZM158 17H159V15H158ZM160 17H161V14H160ZM164 17V16H163ZM162 17V18H163ZM187 17V16H186ZM211 17H212V15H211ZM248 17H250V16H248ZM14 18V17H13ZM51 18V17H50ZM50 18H47V20H50ZM56 18V17H55ZM55 18H53V19H55ZM63 18V17H62ZM113 18V17H112ZM119 18H120V16H119ZM168 19H169V17H167ZM179 18H180V16H179ZM187 18H190V17H187ZM186 18V19H187ZM9 19V18H8ZM12 19V18H11ZM21 19V18H20ZM20 19L18 20V21H20ZM35 19V18H34ZM33 19V20H34ZM41 19V18H40ZM43 19V18H42ZM76 19V18H75ZM87 19V18H86ZM115 19V18H114ZM118 19V18H117ZM121 19H122V17H121ZM133 19V18H132ZM172 19V18H171ZM183 19V18H182ZM181 19V20H182ZM209 19H212V18H209ZM208 19V20H209ZM220 19V18H219ZM253 19V18H252ZM257 19V18H256ZM3 20H4V18H3ZM14 20V19H13ZM23 20H24V18H23ZM27 20V19H26ZM30 20V19H29ZM28 20V21H29ZM32 20V19H31ZM57 20V19H56ZM74 19H72V21H73ZM77 20V19H76ZM89 20V19H88ZM136 20V19H135ZM142 20H143V18H142ZM149 20V19H148ZM158 20V19H157ZM162 20V19H161ZM243 20V19H242ZM0 21H2V19L0 20ZM6 21V20H5ZM11 21V20H10ZM16 21V20H15ZM25 21V20H24ZM40 21V20H39ZM46 21V20H45ZM61 21V20H60ZM71 21V22H72ZM78 21V20H77ZM77 21H75V22H77ZM79 21H81V20H79ZM83 21V20H82ZM87 21V20H86ZM90 21V20H89ZM96 21V20H95ZM111 21H113V20H111ZM129 21V20H128ZM169 21V20H168ZM174 21V20H173ZM179 21V20H178ZM184 21V20H183ZM244 21V20H243ZM12 22V21H11ZM37 22V21H36ZM42 22H44V21H42ZM46 22H48V21H46ZM115 22V21H114ZM141 22V21H140ZM139 22V23H140ZM150 22V21H149ZM155 22H157V21H155ZM176 22V21H175ZM182 22V21H181ZM211 22V21H210ZM6 23H7V21H6ZM9 23V22H8ZM26 23H27V21H25L24 23H23V21H22V24H21V22H20V27L22 26V27H26V26H29L28 24L26 25ZM32 23H33V21H32ZM40 24L39 25H42L41 24V22H39ZM65 23V22H64ZM74 23V22H73ZM90 23V22H89ZM98 23V22H97ZM112 23V22H111ZM123 23V22H122ZM147 23V22H146ZM184 22H182V24H183ZM192 23V22H191ZM244 23V22H243ZM252 23V22H251ZM19 24V23H18ZM35 24V23H34ZM37 24H38V22H37ZM46 24V23H45ZM77 24V23H76ZM80 24V22H78V25ZM88 24V23H87ZM165 24V23H164ZM168 24V23H167ZM170 24V23H169ZM176 24V23H175ZM182 24L180 25V26H182ZM208 24H210V23H208ZM9 24H7V26H8ZM14 25H15V23H14ZM13 25V26H14ZM17 25V24H16ZM15 25V26H16ZM38 25V27H40ZM48 25V24H47ZM59 25H62V24H59ZM58 25V26H59ZM128 26H129V24H127ZM133 25H135V24H133ZM144 25V24H143ZM190 25V24H189ZM205 25V24H204ZM207 25V24H206ZM218 25H219V23H218ZM223 25H225V24H223ZM226 25H227V23H226ZM245 25V24H244ZM250 25V24H249ZM6 26V25H5ZM11 26V25H10ZM8 27L9 29L8 30H10V28L11 27ZM51 26V25H50ZM49 26V27H50ZM57 26V27H58ZM66 26V25H65ZM80 26H81V24H80ZM88 26V25H87ZM86 26V27H87ZM91 26V25H90ZM98 26V25H97ZM103 26V25H102ZM101 26V27H102ZM113 26V25H112ZM131 26V25H130ZM147 26V25H146ZM149 26H150V24H149ZM166 26V25H165ZM172 26V25H171ZM174 26V25H173ZM178 26V25H177ZM228 26H230V25H228ZM228 26L226 27L227 29H228ZM252 26V25H251ZM30 27V26H29ZM32 27V26H31ZM30 27V29H32ZM33 27H35L34 25H33ZM37 27V26H36ZM37 27V28H38ZM43 27V26H42ZM52 27V26H51ZM70 27V26H69ZM74 27V26H73ZM72 27V28H73ZM78 27V26H77ZM92 27H93V25H92ZM100 27V28H101ZM111 27V26H110ZM125 28H126V26H124ZM148 27V26H147ZM160 27V26H159ZM168 27H170V26H168ZM206 27V26H205ZM211 27V26H210ZM223 27V26H222ZM231 27H233V26H231ZM18 29V31L21 33V31L22 30H19V27H17ZM24 28H22L23 30H24ZM53 28V27H52ZM65 28V27H64ZM80 28V27H79ZM97 28V27H96ZM123 28V27H122ZM122 28H121V30H122ZM124 28V29H125ZM150 28V27H149ZM152 28V27H151ZM154 28V27H153ZM157 28V27H156ZM219 28V27H218ZM226 28H224V29H226ZM5 30H6V27L4 28ZM21 29V28H20ZM26 29V28H25ZM34 29V28H33ZM42 29V28H41ZM45 29V28H44ZM48 29V28H47ZM51 29V28H50ZM67 29V28H66ZM70 29H71V27H70ZM138 29V28H137ZM141 29H143V27H141ZM145 29V28H144ZM147 29V31L146 32H149L148 30V28H146ZM160 29V28H159ZM163 29V28H162ZM171 29V28H170ZM182 29V28H181ZM184 29V28H183ZM226 29V30H227ZM7 30V31H8ZM13 30V29H12ZM16 30V29H15ZM76 30H78V29H76ZM94 30V29H93ZM118 30L119 29H117V32H118ZM127 30V29H126ZM140 30V29H139ZM152 30V29H151ZM176 30V29H175ZM208 30H210V29H208ZM232 30V29H231ZM253 30V29H252ZM257 30V29H256ZM26 31V30H25ZM31 31V30H30ZM33 31L34 30H32L31 31V33H30V37H31V34L33 33ZM36 31H37V29H36ZM54 31V30H53ZM70 31V30H69ZM84 31V30H83ZM113 31V30H112ZM131 31V30H130ZM134 31V30H133ZM144 30H143V32H145ZM156 31V30H155ZM162 31V30H161ZM164 31V30H163ZM183 31V30H182ZM186 31H187V27H186ZM195 31V30H194ZM217 31V30H216ZM13 32V31H12ZM15 32H17V31H15ZM42 32V31H41ZM47 32V31H46ZM55 32V31H54ZM72 32V31H71ZM75 32V31H74ZM80 32V31H79ZM81 32H82V30H81ZM80 32V33H81ZM110 33H111V31H109ZM129 32V30L127 31V33ZM140 32V31H139ZM141 32H142V30H141ZM142 32V33H143ZM179 32V31H178ZM184 32H185V29H184ZM226 32V31H225ZM260 32V31H259ZM8 33H9V31H8ZM36 33V32H35ZM53 32L51 31V33L50 34H52ZM59 33V32H58ZM75 33H78V32H75ZM90 33V32H89ZM92 33V32H91ZM114 33V32H113ZM126 33V32H125ZM124 33V34H125ZM131 33H133V32H131ZM209 33V32H208ZM220 33V32H219ZM233 33V32H232ZM263 33V32H262ZM1 34H2V32H1ZM25 34V33H24ZM28 34V33H27ZM34 34V33H33ZM37 34V33H36ZM43 34H46V33H44L43 32ZM47 34H49V33H47ZM49 34V35H50ZM62 34H63V32H62ZM82 34H85V33H82ZM82 34H80V35H82ZM102 34V33H101ZM144 34V33H143ZM143 34H142V36H143ZM146 34V33H145ZM145 34H144V36H145ZM157 34V33H156ZM158 34H160V33H158ZM162 34V33H161ZM165 34V33H164ZM183 34V33H182ZM195 34V33H194ZM193 34V35H194ZM196 34H198V33H196ZM203 34V33H202ZM224 34H226V33H224ZM10 35V34H9ZM17 35V34H16ZM23 34H21L20 36H22ZM39 35V34H38ZM54 35H56L57 36V34H54ZM59 35H61V33L59 34ZM69 35H71V33L69 34ZM69 35H66V36H68L69 37ZM74 35V34H73ZM76 35V34H75ZM77 35H79V34H77ZM87 35V34H86ZM90 35V34H89ZM121 35V34H120ZM129 35V34H128ZM209 35V34H208ZM207 35V36H208ZM18 36V35H17ZM17 36L15 37V38H17ZM24 36V35H23ZM21 37V38H23V39H25L24 37ZM51 36V35H50ZM63 36H65V34L63 35ZM88 36V35H87ZM86 36V37H87ZM91 36V35H90ZM89 36V37H90ZM101 36V35H100ZM133 36H134V33H133ZM147 36V35H146ZM160 36V35H159ZM180 36V35H179ZM199 36V35H198ZM204 36V35H203ZM215 36V35H214ZM218 36V35H217ZM225 36V35H224ZM242 36V35H241ZM256 36H258L257 34H256ZM5 37H9V36H5ZM12 37H13V34H12ZM37 38H38V36H36ZM49 37V36H48ZM55 37V36H54ZM58 37V36H57ZM60 37V36H59ZM82 37V36H81ZM85 36H83L82 38L83 39H85L84 38ZM106 37H108V36H106ZM119 37V36H118ZM122 37V36H121ZM137 37V36H136ZM148 37V36H147ZM165 37H167V36H165ZM169 37V36H168ZM182 37H183V35H182ZM197 37V36H196ZM234 37V36H233ZM264 38V36H263V34H262V36H261V38ZM4 38V37H3ZM19 38V37H18ZM26 38H28V37H26ZM41 38V37H40ZM52 39H53V37H51ZM50 38V39H51ZM72 38V37H71ZM96 38V37H95ZM114 38V37H113ZM126 38H127V36H126ZM126 38H124V39H126ZM142 38V37H141ZM148 38H150V37H148ZM174 38V37H173ZM204 38V37H203ZM217 38V37H216ZM225 38V37H224ZM230 38H231V36H230ZM236 38V37H235ZM237 38H239V37H237ZM236 38V39H237ZM258 38V37H257ZM10 39V38H9ZM14 39V38H13ZM34 40H35V38H33ZM46 39H47V36H46ZM51 39V40H52ZM58 39V38H57ZM69 39V38H68ZM74 39V38H73ZM83 39H82V41H83ZM86 39H88V37L86 38ZM85 39V41H87L88 42V40H86ZM101 40H102V38H100ZM104 39V38H103ZM118 39V38H117ZM145 38L143 37V39H142V41L144 40ZM155 39V38H154ZM158 39V38H157ZM169 39V38H168ZM185 39V38H184ZM196 39V38H195ZM209 39V38H208ZM229 39V38H228ZM232 39V38H231ZM240 39H241V37H240ZM255 39V38H254ZM2 40V39H1ZM10 40H12V39H10ZM20 40V39H19ZM31 40H32V37H31ZM37 40V39H36ZM55 40V39H54ZM53 40V41H54ZM61 41H62V38L60 39ZM59 40V41H60ZM67 40V39H66ZM70 40V39H69ZM77 40H78V37H77ZM96 40V39H95ZM111 40V39H110ZM109 40V41H110ZM115 40V39H114ZM130 40H132V39H130ZM151 40V39H150ZM162 40V39H161ZM170 40V39H169ZM177 40V39H176ZM190 40H192V39H190ZM189 40V41H190ZM199 40V39H198ZM216 40V39H215ZM214 40V41H215ZM227 40V39H226ZM4 41V40H3ZM16 41H18V40H16ZM21 41V40H20ZM49 41V40H48ZM61 41H60V43H61ZM63 41H64V39H63ZM82 41H80L79 40V42H82ZM100 41V40H99ZM106 41V40H105ZM128 41V40H127ZM135 41V40H134ZM146 41V40H145ZM152 41V40H151ZM193 41H195V40H193ZM197 41V40H196ZM206 41V40H205ZM224 41V40H223ZM231 41V40H230ZM234 41H235V39H234ZM264 41V40H263ZM1 42V41H0ZM8 42V41H7ZM6 42V43H7ZM14 42H15V40H14ZM22 42H23V40H22ZM31 42V41H30ZM33 42V41H32ZM31 42V43H32ZM44 42H46V41H44ZM58 42V41H57ZM56 41H54V43L56 44L57 43ZM74 42L76 43V40H74ZM73 42V43H74ZM137 42V41H136ZM208 42V41H207ZM209 42H210V39H209ZM208 42V43H209ZM211 42H212V40H211ZM219 42V41H218ZM229 42V41H228ZM238 44H241L240 42H241V40L239 41V39H237V41H236ZM236 42H234V43H236ZM254 42V41H253ZM260 42V41H259ZM4 43V42H3ZM5 43V44H6ZM17 43V42H16ZM37 43V42H36ZM65 43V42H64ZM86 43V42H85ZM89 43V42H88ZM87 43V44H88ZM97 43V42H96ZM100 43H101V41H100ZM100 43H99V45H100ZM106 43V42H105ZM179 43H180V41H179ZM190 43V42H189ZM195 43V42H194ZM203 43V42H202ZM232 43V42H231ZM236 43V44H237ZM252 43V42H251ZM262 43V42H261ZM8 44V43H7ZM20 44H21V42H19V46H20ZM25 44V43H24ZM30 44V43H29ZM28 44V45H29ZM34 44V43H33ZM32 44V45H33ZM44 44H46V43H44ZM51 44H53V43H51ZM92 44V43H91ZM115 44V43H114ZM125 44V43H124ZM129 44V43H128ZM127 44V45H128ZM131 45H132V43H130ZM142 44H143V42H142ZM147 44V43H146ZM151 44H152V42H151ZM156 44V43H155ZM204 44V43H203ZM214 44V43H213ZM258 44H260V43H258ZM263 44H264V42H263ZM16 45H18V44H16ZM40 45V44H39ZM58 45L59 44H57L56 46L58 47ZM61 45V44H60ZM59 45V46H60ZM67 45V44H66ZM71 45H73L72 43H71ZM86 44H84V46H85ZM89 45V44H88ZM105 45V44H104ZM108 45V44H107ZM119 45V44H118ZM117 45V46H118ZM121 45H123V43H121ZM126 45V46H127ZM150 45V44H149ZM177 45V44H176ZM186 45V44H185ZM198 45V44H197ZM210 45H212V43L210 44ZM225 45V44H224ZM229 45V44H228ZM1 46V45H0ZM5 46H9V45H5ZM4 46V47H5ZM13 46H14V44H13ZM23 46V45H22ZM45 46V45H44ZM43 46V47H44ZM49 46V45H48ZM47 46V47H48ZM54 46V45H53ZM55 46V47H56ZM65 46V45H64ZM103 46V44L101 45V47ZM135 46V45H134ZM156 46V45H155ZM158 46H160V44H159V42H158ZM173 46V45H172ZM175 46V45H174ZM214 46V45H213ZM233 46V45H232ZM264 46V45H263ZM6 47V48H7ZM24 47V46H23ZM37 46H35L34 48L35 49H37L36 48ZM39 47H41V46H39ZM51 47V46H50ZM62 47V46H61ZM78 47V46H77ZM89 49H90V47L91 46H87ZM95 47V46H94ZM97 47L98 46H96V49H93L94 51L95 50H97ZM141 47V46H140ZM148 47V46H147ZM185 47V46H184ZM207 47H208V45H207ZM234 47H236V46H234ZM261 47V46H260ZM1 48L3 49V47H0V50H1ZM9 48V47H8ZM21 48V47H20ZM63 48V47H62ZM65 49H66V47H64ZM67 48H70V47H67ZM76 48V47H75ZM100 48V47H99ZM106 48V47H105ZM105 48H104V50H105ZM108 48V47H107ZM118 48H119V46H118ZM122 48H123V46H122ZM132 48V47H131ZM134 48V47H133ZM146 48V47H145ZM148 48H150V47H148ZM147 48V49H148ZM159 48V47H158ZM166 48V47H165ZM176 48H178L177 46H176ZM209 48V47H208ZM215 48V47H214ZM219 48V47H218ZM229 48V47H228ZM238 48V47H237ZM253 48V47H252ZM17 49V48H16ZM24 48H22V50H23ZM27 50H29L28 48H26ZM40 49H42V48H40ZM40 49H39V51H40ZM47 50L46 51H48V48H46ZM51 49H54V48H51ZM63 50V51H66V50H68V49H66V50ZM84 49H86V46H85V48ZM88 49V50H89ZM102 49V48H101ZM100 49V50H101ZM121 49V47L119 48V50ZM135 49V48H134ZM139 49H141V48H139ZM161 49V48H160ZM233 49V48H232ZM232 49H230V50H232ZM235 49V48H234ZM21 50V49H20ZM19 50V51H20ZM22 50H21V52H22ZM34 50V49H33ZM45 50V49H44ZM59 50H60V48H59ZM58 50V52H60ZM73 50V49H72ZM83 50V49H82ZM104 50H102V51H104ZM107 50V49H106ZM108 50H109V48H108ZM116 50V49H115ZM118 50V51H119ZM169 50V49H168ZM191 50V49H190ZM211 50V49H210ZM224 50V49H223ZM228 50V49H227ZM238 50V49H237ZM236 50V51H237ZM240 50V49H239ZM242 50V49H241ZM2 51V50H1ZM6 51V50H5ZM25 51V50H24ZM38 51V50H37ZM54 51V50H53ZM52 51V52H53ZM57 51V50H56ZM75 51V50H74ZM73 51V52H74ZM85 51V50H84ZM113 50H111L110 52H112ZM117 51V52H118ZM122 51H123V49H122ZM163 51V50H162ZM208 51V50H207ZM225 51H226V49H225ZM261 51V50H260ZM3 52V51H2ZM30 53H32V54H36V53H33V52H31V50L29 51ZM36 52V51H35ZM49 52H50V49H49ZM76 52V51H75ZM120 52V51H119ZM118 52V53H119ZM160 52V51H159ZM190 52V51H189ZM215 52V51H214ZM213 52V53H214ZM223 52V51H222ZM233 52H234V50H233ZM232 52V53H233ZM242 52V51H241ZM12 53V52H11ZM16 53V52H15ZM30 53H28V54H30ZM40 53H42V52H40ZM47 53V52H46ZM51 53V52H50ZM60 53H62V52H60ZM80 53H81V51H80ZM80 53H78V54H80ZM88 53H90V52H88ZM97 53H99V51L97 50ZM117 53V55H119V54H121V53H119L118 54ZM123 53V52H122ZM126 53V52H125ZM128 53V52H127ZM156 53V52H155ZM180 53V52H179ZM184 53V52H183ZM218 53V52H217ZM223 53H225V52H223ZM243 53V52H242ZM260 53H262V52H260ZM38 54V53H37ZM37 54L34 56V55H32L33 57H36L37 56ZM44 54V53H43ZM49 54V53H48ZM63 54H64V52H63ZM91 54H93L94 55V52L92 53L91 52ZM96 54V53H95ZM108 54V53H107ZM106 54V55H107ZM110 54V53H109ZM112 54H113V52H112ZM124 54V53H123ZM122 54V55H123ZM140 54V53H139ZM157 54V53H156ZM192 54V53H191ZM198 54V53H197ZM240 54V53H239ZM9 55H10V53H9ZM17 55V54H16ZM19 55V54H18ZM21 55H22V53H21ZM39 55V54H38ZM51 55H54V54H51ZM50 55V56H51ZM75 55V54H74ZM83 55V54H82ZM101 55H104L103 53L101 54ZM116 55V56H117ZM159 55V54H158ZM172 55V54H171ZM175 55H176V53H175ZM223 55V54H222ZM228 55V54H227ZM242 55V54H241ZM241 55L239 56L240 58H241ZM258 55H260L259 53H258ZM23 56V55H22ZM24 56L25 57H28V55L25 53L24 54ZM42 58H44L42 55H40ZM49 56V57H50ZM56 56L58 57V55L56 54ZM61 56H62V54H61ZM68 56H70V54L68 55ZM79 56V55H78ZM86 56V55H85ZM90 56V55H89ZM89 56H88V58H89ZM97 56V55H96ZM99 56V55H98ZM109 56V55H108ZM111 56V55H110ZM124 56V55H123ZM137 56H138V54H137ZM144 56H145V53H144ZM149 56V55H148ZM154 56V55H153ZM157 56V55H156ZM160 56V55H159ZM188 56H192V55H189L188 54ZM202 57H203V55H201ZM217 56V55H216ZM229 56V55H228ZM243 56V55H242ZM255 56V55H254ZM2 57V56H1ZM15 57V56H14ZM14 57L11 59L12 61L14 60ZM25 57H23V63L25 64V62H24V58ZM33 57H32V59H33ZM40 57V58H41ZM52 57V56H51ZM50 57V58H51ZM72 57L73 56H70V58H71V60H72ZM81 57V56H80ZM83 57V56H82ZM81 57V58H82ZM91 57V56H90ZM112 57H113V55H112ZM118 57V56H117ZM142 57H143V55H142ZM152 57V56H151ZM199 57V56H198ZM226 57V56H225ZM225 57H224V59H225ZM232 57H233V55H232ZM16 58H18V57H16ZM19 58H20V56H19ZM38 59H39V57H37ZM41 58V59H42ZM53 58H54V56H53ZM64 58H65V56H64ZM84 58V57H83ZM87 58V57H86ZM92 58V57H91ZM109 58H111V57H109ZM108 58V59H109ZM127 58H128V56H127ZM126 58V59H127ZM132 58V57H131ZM139 58V60H140V57H138ZM137 58V59H138ZM176 58V57H175ZM227 58H229V57H227ZM3 60H4V58H2ZM1 59V60H2ZM28 59H29V57H28ZM55 59V58H54ZM93 59V58H92ZM96 60L98 59V57L97 58H95ZM103 59H105V58H103ZM102 58L101 59H99V61H98V63H100V62H102V60H103ZM116 59V58H115ZM123 58H121L120 59V61L122 60ZM136 59V60H137ZM163 59H165V58H163ZM161 57L160 58H153L152 59V63H153V66L155 65V67H159L160 65H161V62H162V60H163ZM169 59V58H168ZM170 59H171V57H170ZM203 59H204V57H203ZM223 59V58H222ZM221 59V60H222ZM234 59L235 60H238L239 58L237 57V54H235L234 55ZM9 60V59H8ZM40 60V59H39ZM49 60V59H48ZM61 60V59H60ZM59 60V61H60ZM71 60H68V61H71ZM106 60V59H105ZM110 60V59H109ZM109 60H107V61H109ZM112 60V59H111ZM113 60H114V58H113ZM145 60H146V58H145ZM172 60V59H171ZM177 60V59H176ZM180 61H181V59H179ZM196 60V59H195ZM198 61H199V58L197 59ZM202 60V59H201ZM210 60V59H209ZM227 60V59H226ZM251 60V59H250ZM11 61V63H13L14 61H16V60H14L13 62ZM19 61H20V59H19ZM19 61H16L17 63L15 64V66L19 63ZM25 61H27V60H25ZM29 61V60H28ZM27 61V62H28ZM31 61V60H30ZM37 61V60H36ZM36 61H35V63H36ZM47 61V60H46ZM45 61V62H46ZM62 61H63V58H62ZM62 61H60V62H62ZM67 61V62H68ZM75 61V59L72 61V62H74ZM83 61H85V60H83ZM118 61H119V59H118ZM119 61V62H120ZM124 61V60H123ZM128 61V60H127ZM143 61V60H142ZM142 61H140V63L142 62ZM180 61H179V63H180ZM217 61V60H216ZM234 61V60H233ZM261 61V60H260ZM2 62V61H1ZM7 62V61H6ZM43 62H44V59H43ZM48 62V61H47ZM76 62V61H75ZM77 62H78V59H77ZM80 62V61H79ZM90 62V61H89ZM104 62V61H103ZM125 62V61H124ZM129 62V61H128ZM128 62H126V63H128ZM138 62V61H137ZM144 62V61H143ZM165 62V61H164ZM211 62H214V61H211ZM218 62H221L220 61V59L218 60ZM248 62V61H247ZM255 62H256V60H255ZM4 63V62H3ZM3 63H2V67H1V69L3 68ZM9 63V62H8ZM21 63V62H20ZM30 62H28V64H29ZM31 63H34V62H32L31 61ZM37 63H38V61H37ZM36 63V64H37ZM40 63V62H39ZM41 63H42V61H41ZM41 63L40 64H38V65H40L41 66ZM70 63V62H69ZM139 63V64H140ZM151 63V64H152ZM204 63V62H203ZM240 63V62H239ZM261 63V62H260ZM260 63H258L257 64V69H261L262 68V71H264V64H260ZM14 64V63H13ZM28 64H25L26 66H31L32 67V65H28ZM44 64V63H43ZM51 64H53V63H51ZM63 65V64H61V63H58V65ZM76 64V63H75ZM75 64H74V66H75ZM93 64V63H92ZM107 64V63H106ZM110 64V63H109ZM113 64V63H112ZM120 64H122L121 62H120ZM119 64V65H120ZM147 64V63H146ZM181 64V63H180ZM179 64V65H180ZM204 64H206V63H204ZM212 64V63H211ZM218 64V63H217ZM223 64V63H222ZM227 64H228V62H227ZM244 64H247L246 62L244 63ZM260 64V65H259ZM38 65H34V67H37ZM48 65V64H47ZM79 65H80V63H79ZM82 65H83V62H82ZM91 65V64H90ZM100 65V64H99ZM104 66H105V64H103ZM123 65H125V64H122V66ZM136 65V64H135ZM134 65V66H135ZM168 65V64H167ZM178 65V66H179ZM182 65H185V64H182ZM226 65V64H225ZM232 65V64H231ZM7 66V65H6ZM11 66H13V65H11ZM18 66V65H17ZM24 66V65H23ZM54 67V65H51V67ZM55 66H57L56 65V63H55ZM67 66H68V64H67ZM78 66V65H77ZM85 66V65H84ZM94 66V65H93ZM121 66V65H120ZM120 66L118 67V68H120ZM125 66H128L127 64L125 65ZM125 66H123V67H125ZM130 66V65H129ZM128 66V67H129ZM140 66H142V65H140ZM139 66V67H140ZM163 66V65H162ZM193 66V65H192ZM219 66H220V64H219ZM228 66V65H227ZM234 66H236V65H234ZM238 66V65H237ZM253 66V65H252ZM18 67H20V64H19V66ZM30 67V68H31ZM46 67H48V66H46ZM52 67V68H53ZM63 67V66H62ZM70 67V66H69ZM81 67V66H80ZM83 67V66H82ZM88 67V66H87ZM87 67H83V68H87ZM95 67V66H94ZM94 67H93V70L95 71L96 69H94ZM101 67H102V65H101ZM116 67V66H115ZM122 67V68H123ZM131 67V66H130ZM128 68V69H130L131 70V68ZM138 67V68H139ZM147 67V66H146ZM154 67V68H155ZM180 68H181V65L179 66ZM203 67V66H202ZM207 67H209L210 68V66H208L207 65ZM211 67H213V66H211ZM223 67V66H222ZM226 67V66H225ZM239 67V66H238ZM243 67V66H242ZM250 66H247L246 68L248 69ZM4 68H5V66H4ZM7 69H8V67H6ZM12 68H14V67H12ZM23 68V67H22ZM21 68V69H22ZM24 68H25V66H24ZM27 69L29 68V67H26ZM25 68V69H26ZM50 68V67H49ZM57 68V67H56ZM56 68H54V69H56ZM65 68H66V66H65ZM82 68V69H83ZM92 68V67H91ZM97 68V67H96ZM99 68V67H98ZM114 68V67H113ZM122 68L120 69L121 71H122ZM151 68V67H150ZM164 68V67H163ZM171 68V67H170ZM196 68V67H195ZM194 68V69H195ZM214 68V67H213ZM213 68L211 69V70H213ZM227 68V67H226ZM233 68H235V67H233ZM6 69V70H7ZM18 69V68H17ZM21 69H18V70H21ZM46 70H48V68H45ZM51 69V68H50ZM58 69H59V66H58ZM58 69H56V70H54V71H58ZM61 69H63V68H61ZM67 69H69V68H67ZM79 69V68H78ZM87 69H89V68H87ZM110 69V68H109ZM117 69V68H116ZM133 69H134V67H133ZM140 69V68H139ZM149 69V68H148ZM184 69V68H183ZM200 69H202L201 68V66H200ZM208 69V68H207ZM215 69V68H214ZM217 69V68H216ZM242 70H243V68H241ZM245 69V68H244ZM249 69H251V68H249ZM5 70V71H6ZM8 70H10V69H8ZM7 70V71H8ZM31 70V69H30ZM41 70V69H40ZM52 71H53V69H51ZM60 70V69H59ZM69 70H71V69H69ZM73 70H74V68H73ZM111 70V69H110ZM109 70V71H110ZM119 69H118V71H120ZM125 70H126V67H125ZM135 70H136V68H135ZM142 70V69H141ZM140 70V71H141ZM162 70V69H161ZM168 70V69H167ZM170 70V69H169ZM177 70H178V68H177ZM187 69H185V71H186ZM191 70V69H190ZM198 71H199V69H197ZM196 70V71H197ZM225 70V69H224ZM239 70V69H238ZM237 70V71H238ZM255 70V69H254ZM3 71V70H2ZM2 71H1V73H2ZM4 71V72H5ZM12 71H15V69L13 70L12 69ZM23 71V70H22ZM28 71H29V69H28ZM44 71L45 70H43V72L42 73H44ZM49 71V70H48ZM51 71V72H52ZM99 71V70H98ZM102 71V70H101ZM107 71V70H106ZM105 71V72H106ZM114 71V70H113ZM117 71V72H118ZM124 71V70H123ZM127 71V70H126ZM137 71V70H136ZM146 71V70H145ZM157 71V70H156ZM171 71V70H170ZM172 71H173V69H172ZM192 71V70H191ZM201 71V70H200ZM219 71V70H218ZM222 71H223V69H222ZM245 71V70H244ZM260 71V70H259ZM18 72H20L21 74H25L26 73V70L24 71L25 73H22L21 71H18ZM17 72V73H18ZM31 72H35V71H31ZM31 72H29V73H31ZM65 72V71H64ZM69 72V71H68ZM73 72V71H72ZM71 71H70V74L72 73ZM86 72H88V70H86ZM90 72V71H89ZM93 72V71H92ZM96 72L97 71H95V73L94 74H96ZM111 72V71H110ZM125 72V71H124ZM129 72H131V71H129ZM143 72H144V70H143ZM150 72V71H149ZM152 72V71H151ZM161 72V71H160ZM177 72V71H176ZM181 72H183L182 71V69H181ZM189 72V71H188ZM193 72H195V71H193ZM208 74L210 73V72H208V70L206 71ZM220 72V71H219ZM229 72V71H228ZM227 72V73H228ZM232 72V71H231ZM247 72V71H246ZM256 72V71H255ZM261 72V71H260ZM9 73H12L11 71L9 72ZM16 73V72H15ZM28 73V74H29ZM59 73V72H58ZM76 73H78V72H76ZM81 73H82V71H81ZM107 73V72H106ZM115 73V72H114ZM121 73V72H120ZM120 73H118V74H120ZM134 73V72H133ZM138 73H140L139 71L136 73V75H138ZM146 73V72H145ZM144 73V74H145ZM155 73V72H154ZM153 73V74H154ZM158 73V72H157ZM179 73H180V71H179ZM200 73V72H199ZM206 73V74H207ZM226 73V74H227ZM233 73V72H232ZM238 73H240V72H238ZM2 74H4L5 75V73H2ZM8 73H6V76H8L7 75ZM19 74V73H18ZM21 74H19L20 76H21ZM28 74H27V76H28ZM53 74V73H52ZM52 74L50 75V76H52ZM56 74V73H55ZM55 74H53V75H55ZM84 74H85V71H84ZM83 74V76H85ZM102 74V73H101ZM121 74H123V73H121ZM131 74V73H130ZM148 74V73H147ZM152 74V75H153ZM165 74H167V73H165ZM182 74V73H181ZM187 74V73H186ZM188 74H190V73H188ZM187 74V75H188ZM195 74V73H194ZM205 74V75H206ZM207 74V75H208ZM218 74H220V73H218ZM225 74V73H224ZM240 74H244L243 72L242 73H240ZM239 74V75H240ZM245 74H247V73H245ZM249 74V73H248ZM262 73H260V75H261ZM10 76H9V78L11 77V76H13L12 74H9ZM31 75H33V77H34V74H32L31 73ZM73 74H71V76H72ZM77 75V74H76ZM75 74H74V76H76ZM87 75V74H86ZM91 75H93L92 73H91ZM97 75V74H96ZM98 75H100V73L98 74ZM103 75V74H102ZM101 75V76H102ZM107 75H109V74H107ZM106 75V76H107ZM125 75V74H124ZM128 75V74H127ZM150 75V74H149ZM159 75H160V73H159ZM163 75V74H162ZM185 75V74H184ZM196 75V74H195ZM222 75V74H221ZM237 75V74H236ZM16 76V75H15ZM18 76V75H17ZM17 76H16V79H19V76H18V78H17ZM23 76L24 75H22V78H23ZM26 76V75H25ZM26 76V79L28 78ZM50 76H48L47 75V77H50ZM57 76V75H56ZM56 76H52L53 78L54 77H56ZM68 76V75H67ZM70 76V75H69ZM68 76V77H69ZM70 76V77H71ZM81 76V75H80ZM100 76V77H101ZM105 76V75H104ZM110 76V75H109ZM114 76V75H113ZM116 76V75H115ZM114 76V77H115ZM129 76V75H128ZM133 76V75H132ZM148 76V75H147ZM188 76H190V75H188ZM200 77H201V75H199ZM204 76V75H203ZM202 76V77H203ZM214 76V75H213ZM212 76V78H214ZM229 76V75H228ZM242 75H240V77H241ZM1 77L2 78H5L4 76H2L1 75ZM31 77V76H30ZM42 77L44 78V76L42 75ZM60 77V76H59ZM88 77H91V76H87L86 77V79L88 78ZM97 77V76H96ZM117 77V76H116ZM137 77V76H136ZM142 77V76H141ZM158 77V76H157ZM160 77V76H159ZM168 77V76H167ZM178 77V76H177ZM184 77V76H183ZM191 77H193V76H191ZM195 77V76H194ZM194 77H193V79H194ZM201 77V78H202ZM227 77V76H226ZM230 77H231V75H230ZM22 78H20V79H22ZM32 78V77H31ZM42 78V79H43ZM61 78V77H60ZM59 78V79H60ZM77 78V77H76ZM80 78V77H79ZM107 78H108V76H107ZM107 78H104V79H107ZM112 77H110L109 79H111ZM123 78V77H122ZM128 78V77H127ZM130 78V77H129ZM132 78V77H131ZM135 77H133L132 79H134ZM140 78V77H139ZM149 78V77H148ZM148 78L147 79H145V80H148ZM162 78V77H161ZM176 78V77H175ZM179 78H180V76H179ZM200 78V79H201ZM217 78V77H216ZM262 78V77H261ZM19 79V80H20ZM25 79V80H26ZM30 79V78H29ZM34 79V78H33ZM33 79H30V80H33ZM45 79V78H44ZM57 79V78H56ZM55 79V80H56ZM70 79V78H69ZM72 79H73V77H72ZM86 79H84V80H86ZM90 79V78H89ZM89 79H87V80H89ZM96 79V78H95ZM119 79V78H118ZM136 79V78H135ZM178 79V78H177ZM184 79V78H183ZM189 79H190V77H189ZM189 79H188V81H189ZM196 79V78H195ZM206 79V78H205ZM207 79H209V78H207ZM218 79H220V78H218ZM232 79H235V77L234 78H232ZM238 79V78H237ZM7 80H9L8 78H7ZM24 80V81H25ZM30 80H28V81H26L28 84H30L29 83V81ZM47 80V79H46ZM50 80V79H49ZM49 80L47 81V82H49ZM67 80V78L65 79V81ZM75 80H77L78 81V78L77 79H75ZM82 80H83V78H82ZM82 80H80L79 79V83L78 84H80V81H82ZM86 80V81H87ZM93 80H94V78H93ZM97 80V79H96ZM96 80H95V83H96ZM100 80L102 81L103 79L102 78H100ZM128 80V79H127ZM131 80V79H130ZM144 80V81H145ZM152 80V79H151ZM155 80V79H154ZM154 80H153V83H154ZM161 80H163V79H160V81ZM168 80V79H167ZM173 80H175L174 78H173ZM173 80L171 81V82H173ZM191 80V79H190ZM197 80V79H196ZM199 80V79H198ZM197 80V81H198ZM221 80V79H220ZM226 80V79H225ZM250 80V79H249ZM259 80H261L260 78H259ZM4 82H5V80H3ZM2 81V82H3ZM12 81H15V79L14 80H12ZM23 80H22V82L25 84L26 82H24ZM41 81V80H40ZM45 81V80H44ZM54 81V80H53ZM58 81V80H57ZM60 81H62V79H60ZM60 81H58V83L60 82ZM69 81V80H68ZM74 81V80H73ZM100 81V82H101ZM104 81V80H103ZM103 81H102V83H103ZM106 81V80H105ZM113 81H116V79H114ZM113 81H112V83H113ZM121 81H122V79H121ZM129 81V80H128ZM135 81V80H134ZM137 81V80H136ZM144 81H142V82H144ZM157 81V80H156ZM192 81V84L194 83L193 82V80H191ZM200 81V80H199ZM198 81V82H199ZM205 81H207V80H205ZM217 81V80H216ZM229 81V80H228ZM236 81V80H235ZM262 81V80H261ZM260 81V82H261ZM9 82V81H8ZM18 83H19V81H17ZM17 82H15V83H17ZM21 82V83H22ZM52 82V81H51ZM50 82V83H51ZM87 82H89V81H87ZM107 82V81H106ZM117 82V81H116ZM119 82V81H118ZM147 81H145V83H146ZM151 82V81H150ZM164 82V81H163ZM170 82V83H171ZM185 82V81H184ZM196 82V81H195ZM207 82H209V81H207ZM227 82V81H226ZM232 82V81H231ZM230 82V83H231ZM252 82H253V79H252ZM259 81L257 82V84L258 83H260ZM263 82H264V78H263ZM1 83V82H0ZM21 83H20V86H21ZM31 83H32V81H31ZM39 83H42V82H39ZM63 83V82H62ZM67 83V82H66ZM68 83H70V82H68ZM82 83V82H81ZM84 83V82H83ZM86 83V82H85ZM90 83V82H89ZM98 83H99V79H98ZM111 83V84H112ZM131 83V82H130ZM130 83H128V84H130ZM135 83V82H134ZM140 83V82H139ZM186 83V82H185ZM197 83V82H196ZM196 83H195V85H196ZM213 83H214V81H213ZM218 83V82H217ZM240 83V82H239ZM241 83H243V82H241ZM251 83V82H250ZM7 84H9V83H7ZM11 84V83H10ZM52 84H54V82H52ZM57 84V82L55 81V86H57L56 85ZM65 84V83H64ZM88 84V83H87ZM114 84H115V82H114ZM119 84H120V82H119ZM156 84H157V82H156ZM173 84V83H172ZM182 84V83H181ZM188 84H189V82H188ZM192 84H190L191 85V87H192ZM199 84H200V82H199ZM209 84H211V83H209ZM220 84V83H219ZM228 84V82L226 83V85ZM237 84V83H236ZM235 84V85H236ZM253 84H255L254 82H253ZM253 84H251V85H253ZM12 85V84H11ZM14 85V84H13ZM17 85V84H16ZM19 85V84H18ZM26 85V84H25ZM25 85H23V86H25ZM31 85V84H30ZM30 85H29V89L30 88H33V87H30ZM35 85H36V83H35ZM41 85V84H40ZM40 85H39V87H40ZM45 85H47L46 83L44 84V86ZM50 85V84H49ZM59 85V84H58ZM61 85V84H60ZM94 85V84H93ZM96 85H97V83H96ZM105 85V84H104ZM140 85V84H139ZM142 85V84H141ZM140 85V86H141ZM175 85H176V83H175ZM187 85V84H186ZM202 85V84H201ZM203 85H204V83H203ZM203 85H202V87H203ZM221 85V84H220ZM232 85V84H231ZM1 86H2V84H1ZM38 86V85H37ZM65 86H66V84H65ZM69 85H67V87H68ZM73 86V85H72ZM85 85H83V87H84ZM90 87H91V85H89ZM101 86H103L102 84H101ZM114 86H116V85H114ZM119 86V85H118ZM122 86H124V85H122ZM129 86H131V85H129ZM129 86H128V88H129ZM137 86V85H136ZM172 86V88H174L175 86H173V85H171ZM178 86V85H177ZM182 86V85H181ZM197 86V85H196ZM207 86H209V85H207L206 84V87ZM215 86V85H214ZM228 86V85H227ZM233 86V85H232ZM260 86V85H259ZM263 86V85H262ZM3 87V86H2ZM4 87H5V85H4ZM13 87V86H12ZM11 87V88H12ZM26 87V86H25ZM24 87V88H25ZM87 87H88V85H87ZM89 87V88H90ZM138 87V86H137ZM147 87H150L149 86V84H148V86ZM154 87H156V85L154 86ZM183 87H186V86H183ZM191 87H190V89H191ZM198 87V86H197ZM200 88H201V86H199ZM211 87V86H210ZM217 87V86H216ZM221 87V86H220ZM220 87H219V89H220ZM252 87V86H251ZM250 87V85H249V81H246L244 84H242V85H239V87H237V90H235V91H238V90H243L244 91V89H246L248 92L250 91H253V88H251ZM257 87H258V85H257ZM36 88V87H35ZM57 88V87H56ZM59 88V87H58ZM57 88V89H58ZM92 88V87H91ZM101 88V87H100ZM99 88V90H101ZM103 89H104V86L102 87ZM110 88V87H109ZM111 88H112V85H111ZM124 88H125V86H124ZM123 88V89H124ZM133 88V87H132ZM138 88H140V87H138ZM151 88V87H150ZM156 88H158L159 89V87H156ZM161 88V87H160ZM163 88V87H162ZM161 88V89H162ZM166 88H167V86H166ZM178 88H181V87H178ZM208 88V87H207ZM206 88V89H207ZM218 88V87H217ZM234 88V87H233ZM235 88H236V86H235ZM255 88V87H254ZM5 89V88H4ZM8 89H9V87H8ZM7 89V91H8V93L10 94V92H9V90ZM40 89V88H39ZM44 89H46V88H44ZM66 89V88H65ZM68 89V88H67ZM67 89H66V91H67ZM74 89V88H73ZM73 89H70L71 91L73 90ZM84 89H86L85 87H84ZM93 89H94V87H93ZM92 89V90H93ZM96 89V88H95ZM133 89H135V88H133ZM141 89V88H140ZM143 89V88H142ZM152 89H153V86H152ZM161 89H159V90H161ZM171 89V88H170ZM170 89H169V91H170ZM187 89H189V88H185V90H187ZM195 89V88H194ZM203 89H205V88H203ZM231 89V88H230ZM259 89V88H258ZM264 89V88H263ZM18 90V89H17ZM60 90H63V88L61 87L60 88ZM77 90V89H76ZM81 90H82V88H81ZM90 90V89H89ZM118 90V89H117ZM122 90V89H121ZM129 90V89H128ZM131 90V89H130ZM130 90L128 91V92H130ZM137 90V89H136ZM143 90H145V89H143ZM151 90V89H150ZM149 90V92H151V91H153V90H151L150 91ZM155 90H157V89H155ZM154 90V91H155ZM164 90H166L167 91V89H165L164 88ZM181 90H182V88H181ZM185 90L183 91V92H185ZM199 90V89H198ZM201 90H202V88H201ZM200 90V91H201ZM210 90H212L213 91V89H210ZM215 90V89H214ZM255 90H256V88H255ZM260 90V89H259ZM262 90V89H261ZM256 91V92H254L253 91V93H255L254 95H253V93H252V95H229V96H227L226 97V101H225V103H218V104H216V112L212 115V112L211 113H209L208 115H207V106L209 105H207L206 107H205V109L204 108H202L203 107V105L201 106V108H197L196 107V104H195V106L193 107L192 105H191V101L190 100H186L185 99V101L184 100H182V98L180 97L181 95H176L178 92H179V90L178 89H172V91H170L169 92V95L166 93V92H163L164 93V95H166V96H162V95H160V96H162V97H160L159 96V98L157 97V99L154 97V99H155V101L153 102V103H151V105L153 106V108L151 107V110L149 111V109H148V107H147V109H148V112L146 113V114H144V115H142L141 113H145V112H142V111H140L139 113L141 114V116L139 115V118H137L136 119V122L134 123V122H132L133 120H135V118L132 120V121H130V119L128 120V122L130 121V123L132 122V124H133V128L134 129H132V130H134V132L132 131V132H130L131 134H129L127 137L128 138H125L124 140H119V141H121L122 143H120V144H122L121 146H122V148L121 147H118V148H120L121 150L118 152H115V154L114 155H112L113 157L115 156V157H117V158H119V159H116V160H114V158L113 157H111V158H113V159H111L110 160V162L106 165V166H103V165H101L103 168H104V170H102L103 172V174H106L107 175V177L106 178H102V179H104V181H105V183H106V185H110V186H113L114 185V187H115V189H117V191H119V194H120V196L121 195H123V194H125V191H128V190H132V188H131V184H130V186H129V183H126L125 185L123 184V185H119L120 183H118L119 182V180H120V177H119V175L117 176V173H115L116 171H115V169H113L114 167H117L116 169H117V172H118V174H121V176H129V179H131L130 178V175H134V174H141L140 175V177H139V179L137 180V182H136V184L134 185L135 186V188L136 187H138L139 189H140V191H141V193H144V197H142V198H145V202H143V203H141V201L139 202V203H137V200H136V196L134 197V196H131V205H132V207L134 208V210H135V212H134V215H136V217H150V216H147L146 214V209H144L146 206H148L149 207V209H150V206H154V207H160V206H162L163 204H162V202H160V201H163V203H164V201L167 199V197L166 198H164L165 200H163L162 199V197H164V196H167V194H170L171 193V195H172V193H175L174 191H176V189H178L179 188V191H181L180 190V188L181 187H178V185H177V176L180 174V175H182V179H183V176L184 177H188V178H192V179H195V180H197L198 181V186H195V187H193V188H189V187H187L188 189H187V191H186V193H185V197H184V203L186 204V206H188L189 208L190 207H198L199 208V211H200V207H201V211H203L202 210V208L204 209V208H206V207H208L209 209V211H205V212H207L206 213V215L205 216H207V218H204L205 220L207 219L210 223H211V225H213V226H216V227H221L223 230H225V229H227V228H231V229H233V230H235L236 232H238L239 234H241V235H243V234H251V235H253L252 237L254 238V237H258L259 236V233L258 232H255L254 230H253V228L254 227H258L260 230H263L264 231V92L263 91ZM2 91V90H1ZM40 91H41V89H40ZM43 91V90H42ZM65 91V90H64ZM74 91V90H73ZM73 91H72V93H73ZM80 91V90H79ZM78 91V92H79ZM82 91H84V90H82ZM105 91H108V90H105ZM110 91V90H109ZM112 91H113V89H112ZM123 91V90H122ZM135 91V90H134ZM162 91V90H161ZM160 91V92H161ZM188 92L190 91V90H187ZM187 91H186V93H187ZM199 91V92H200ZM204 91V90H203ZM220 91H221V89H220ZM226 91V90H225ZM229 91H231V90H229ZM228 91V92H229ZM32 92V91H31ZM39 92V91H38ZM57 92V91H56ZM63 92V91H62ZM91 92V91H90ZM89 92V93H90ZM111 92V91H110ZM109 92V93H110ZM115 92H116V90H115ZM127 92V93H128ZM133 92V91H132ZM145 92V91H144ZM143 92V93H144ZM148 91H147V94L149 93ZM159 92V91H158ZM198 92V93H199ZM206 92H207V90H206ZM209 93H211L210 91H208ZM215 92V91H214ZM213 92V93H214ZM242 92V91H241ZM37 93V92H36ZM43 93V92H42ZM46 93V92H45ZM45 93H43L44 95H46ZM59 93H60V91H59ZM70 93V92H69ZM82 92H80V95L82 96V95H84V94H81ZM85 93H87L86 91H85ZM96 93H98V92H96ZM104 93V92H103ZM109 93L107 94L108 96H109ZM126 93V92H125ZM124 93V94H125ZM137 93V92H136ZM140 93V92H139ZM186 93H183V94H186ZM191 93V92H190ZM189 93V94H190ZM196 93V92H195ZM194 93V94H195ZM198 93H197V96H198ZM204 93V92H203ZM226 93V92H225ZM234 93H236V92H234ZM238 93V92H237ZM240 93V92H239ZM247 92H244V94H246ZM11 94H13V92L11 93ZM11 94H10V96H11ZM50 94V93H49ZM52 94V93H51ZM62 94V93H61ZM77 94H79V93H77ZM100 94H101V92H100ZM113 93H111L110 95H112ZM123 94V95H124ZM129 94H131V93H129ZM133 94H135V93H133ZM138 94V93H137ZM154 94V93H153ZM160 94V93H159ZM158 94V95H159ZM188 94V95H189ZM201 94V93H200ZM217 94H219V93H217ZM227 94V93H226ZM225 94V95H226ZM231 94V93H230ZM241 94V93H240ZM3 95V94H2ZM54 95H55V92H54ZM57 95H58V93H57ZM60 95V94H59ZM62 95H65L64 93L62 94ZM72 96L74 95L75 96V94H71ZM86 95V94H85ZM92 95V94H91ZM146 95V94H145ZM150 95V94H149ZM156 95V94H155ZM187 95V94H186ZM192 95V94H191ZM214 95H215V93H214ZM220 96L222 95V94H219ZM224 95V94H223ZM4 96V95H3ZM7 96H8V94H7ZM33 96V95H32ZM38 96V95H37ZM79 96V95H78ZM95 96H99V95H95ZM105 96L106 95H103V97L105 98ZM117 96V95H116ZM122 96V95H121ZM137 96V95H136ZM141 96H142V94H141ZM151 96V95H150ZM203 96V95H202ZM212 95L210 94V95H206V97L205 98H210ZM1 97V96H0ZM5 97H6V95H5ZM16 97H17V95H16ZM23 97V96H22ZM21 97V98H22ZM24 97H25V95H24ZM23 97V98H24ZM43 97H45V96H43ZM47 97V96H46ZM77 97V96H76ZM83 97H85V96H83ZM111 97H113V96H111ZM114 97H115V95H114ZM114 97L112 98V99H114ZM118 97V96H117ZM122 97H124V96H122ZM121 97V98H122ZM131 97V96H130ZM132 97H133V95H132ZM147 97H148V95H147ZM196 97V96H195ZM214 97V96H213ZM212 97V98H213ZM2 98V97H1ZM12 98V97H11ZM32 98H34V97H32ZM50 98V97H49ZM53 98V97H52ZM57 98V97H56ZM62 98V97H61ZM85 98H87V97H85ZM91 98V97H90ZM89 98V99H90ZM102 98V97H101ZM119 98V97H118ZM125 98H126V96H125ZM134 98V97H133ZM142 98H143V96H142ZM146 98V96L144 97V99ZM184 98V97H183ZM187 98V97H186ZM190 98V97H189ZM188 98V99H189ZM204 98V99H205ZM209 98H208V100H209ZM212 98H210V99H212ZM218 98H219V96H218ZM217 98V99H218ZM222 98V97H221ZM5 99H8V98H5ZM10 99V98H9ZM26 99V98H25ZM35 99H36V97H35ZM34 99V100H35ZM66 99H67V96H66ZM71 99H75V97L74 98H71ZM79 99H81V97L79 98ZM88 99V98H87ZM91 99H94V102H96L95 101V98H91ZM98 99V98H97ZM110 99V98H109ZM120 99V98H119ZM119 99H118V103H120L119 102ZM124 99V98H123ZM127 99V98H126ZM132 99V98H131ZM135 99H138L137 97L135 98ZM141 99V98H140ZM149 99V98H148ZM152 99V98H151ZM204 99H202V101L204 100ZM3 100V99H2ZM37 100H40L39 98L37 99ZM43 100V99H42ZM48 100V99H47ZM51 100H53V99H51ZM58 100H60L61 101V99H58ZM64 100V99H63ZM76 100H78V97H77V99ZM82 100V99H81ZM81 100H79V101H81ZM85 100V99H84ZM83 100V101H84ZM100 100V99H99ZM105 101H104V103L106 102V100H107V102L109 101L108 100V98H107V96H106V99H104ZM127 100H129V96H128V99ZM127 100H125V101H127ZM142 100V99H141ZM141 100L139 101L140 103H141ZM216 100V99H215ZM238 100H241V103H240V105L239 104H237V102L239 103L240 101H238ZM36 101V100H35ZM44 101H45V99H44ZM44 101H43V103H44ZM49 101H50V99H49ZM49 101L47 102V104L49 103ZM60 101H59V103H60ZM113 101V100H112ZM114 101H117V100H114ZM130 101V100H129ZM131 101H133V100H131ZM146 101H147V98H146ZM145 101V104L147 103ZM183 101V102H182ZM197 101V100H196ZM201 101V102H202ZM211 101V100H210ZM221 101H222V99H221ZM4 102V101H3ZM6 102V101H5ZM8 102V101H7ZM6 102V103H7ZM10 102V101H9ZM13 102V101H12ZM17 102H19V101H17ZM17 102H15L16 104H17ZM39 101H37V102H35L33 105L35 106V104L36 103H38ZM40 102H41V100H40ZM65 102H67V101H65ZM72 102V101H71ZM74 102H75V100H74ZM74 102H73V104H74ZM77 102V101H76ZM85 102V101H84ZM91 102V101H90ZM93 102V101H92ZM99 102V101H98ZM100 102H102L101 100H100ZM110 102H111V99H110ZM135 102V101H134ZM137 102V101H136ZM150 102H152V101H149V103ZM205 102V101H204ZM212 102V101H211ZM222 102H224V101H222ZM27 103H28V100H27ZM30 103V102H29ZM28 103V104H29ZM68 103V102H67ZM80 103H82V102H80ZM104 103H102V104H104ZM115 102H113V104H114ZM117 102L115 103L116 105L118 104ZM121 103H124L123 101L121 102ZM131 103V102H130ZM129 103V104H130ZM138 103V102H137ZM139 103V104H140ZM144 103V102H143ZM148 103V104H149ZM203 103V102H202ZM208 103V102H207ZM206 102L204 103V105H206L207 104ZM11 104V103H10ZM10 104H8V105H10ZM23 104V103H22ZM21 104V105H22ZM26 104V103H25ZM52 104V103H51ZM58 104V103H57ZM77 104V103H76ZM90 104V103H89ZM101 104V103H100ZM112 104V105H113ZM114 104V105H115ZM126 104H127V102H126ZM129 104H127L129 107H130V105ZM135 103H133V105H134ZM139 104H137L138 106H139ZM145 104L143 105V106H145ZM213 105H214V103H212ZM18 105V104H17ZM38 105V104H37ZM41 105V106H40ZM39 105V107L41 108L42 107V103ZM48 105H50V104H48ZM53 105V104H52ZM52 105H50V106H52ZM54 105H56V102L54 103ZM62 106L64 105H69V104H61ZM72 105V104H71ZM79 105V104H78ZM83 105H87L88 106V104L86 103V104H83ZM91 105V104H90ZM90 105H89V108H87V110L89 109L90 110V108H91V110H92V105H91V107H90ZM97 105V104H96ZM105 105H106V103H105ZM113 105V106H114ZM19 106V105H18ZM47 106V105H46ZM46 106H44V107H46ZM50 106H48V107H50ZM74 106H75V104H74ZM95 106V105H94ZM99 106V105H98ZM135 106V105H134ZM198 106V105H197ZM5 107V106H4ZM4 107H2L3 109H4ZM21 107H23V106H21ZM37 108L38 109V111H39V109L40 108ZM56 107V106H55ZM55 107H54V109H55ZM58 107V106H57ZM61 106H59V108H60ZM66 107V106H65ZM68 107H70V106H68ZM81 107H83V106H81ZM85 107V106H84ZM84 107H83V109H84ZM101 107H103V105L101 106ZM106 107V106H105ZM109 106H107V108H108ZM118 106H116V108H117ZM120 107H124V106H120ZM136 107V106H135ZM199 107V106H198ZM214 107V108H215ZM7 108V107H6ZM26 108H28L27 106H26ZM75 108V107H74ZM86 108V107H85ZM115 108V109H116ZM132 108V107H131ZM141 108H142V106H141ZM212 108H213V106H212ZM12 109H13V107H12ZM12 109H11V111H12ZM22 109V108H21ZM46 109V108H45ZM61 109V108H60ZM64 109V108H63ZM69 108H67L66 110H68ZM73 109V108H72ZM79 110H80V108H78ZM95 109H97L96 107H95ZM106 109V108H105ZM114 109V108H113ZM121 109V108H120ZM127 109H129V108H127ZM127 109H124L123 108V112H124V110L126 111ZM181 110V112H180V110ZM203 109L205 110V111H203ZM208 109H210V108H208ZM5 110V109H4ZM43 110V109H42ZM51 110L53 111V108H51ZM56 110V109H55ZM66 110H64V111H66ZM84 110H86V109H84ZM84 110H82V112L81 113H83V111ZM88 110V114L90 115V112H92V111H89ZM100 110V109H99ZM103 110V109H102ZM107 110V109H106ZM109 110V109H108ZM118 110H119V108H118ZM143 110V109H142ZM198 110L200 111V113L199 114H201V115H203L202 113L204 112V113H206V115H203V117L201 118L202 120L201 121H199V123H197L198 121L196 120V116L198 115L197 113H198ZM213 110V109H212ZM211 110V111H212ZM214 110H213V112H214ZM28 111V110H27ZM30 111V110H29ZM28 111V112H29ZM33 111V110H32ZM34 111H36V107H35V110ZM52 111H51V116H53L52 115ZM58 111H59V109H58ZM68 111H70V109L68 110ZM110 111H111V109H110ZM109 111V112H110ZM120 111H122V109L120 110ZM129 111H130V109H129ZM132 111H134L133 109H132ZM135 111H136V108H135ZM7 112V111H6ZM20 112V111H19ZM28 112H27V115H29L28 114ZM37 112V111H36ZM45 112V111H44ZM71 112V111H70ZM95 112V111H94ZM94 112H92L93 114H94ZM102 112V111H101ZM112 112H113V110H112ZM111 112V113H112ZM118 112V111H117ZM2 113H4V111L2 112ZM11 113V112H10ZM33 113H35V112H33ZM74 114L76 113L75 111L73 112ZM78 113H79V111H78ZM91 113V115H93ZM97 113V112H96ZM122 113V112H121ZM135 113V112H134ZM138 113V112H137ZM178 113V116H177V118L176 119H173V118H175L174 116L176 115ZM12 114V113H11ZM24 114H26L25 112H24ZM31 114H32V112H31ZM40 114H42V113H40ZM47 114V113H46ZM46 114H44V115H46ZM65 114V113H64ZM68 114V113H67ZM72 114V113H71ZM77 114V113H76ZM98 114H99V112H98ZM104 114H106V112L104 113ZM110 114V113H109ZM108 114V115H109ZM114 114V113H113ZM120 113L118 112V115H119ZM127 114H128V112H127ZM130 114H131V111H130ZM130 114H129V116H130ZM5 115V114H4ZM9 115V114H8ZM35 115V114H34ZM39 115V114H38ZM38 115H36L37 116V118H38ZM43 115V116H44ZM50 115V114H49ZM66 115V114H65ZM100 115H103V113H100ZM111 115V114H110ZM118 115H113V116H118ZM132 115H133V113H132ZM131 115V116H132ZM200 115V116H201ZM212 115V116H211ZM1 116V115H0ZM32 115H30V117H31ZM41 116V115H40ZM42 116V117H43ZM48 116V115H47ZM62 116V115H61ZM69 116V115H68ZM71 116H73V115H71ZM75 117H76V115H74ZM79 116V115H78ZM77 116V117H78ZM104 116H106V115H104ZM103 116V117H104ZM134 116V115H133ZM9 118H10V116H8ZM7 117V118H8ZM19 117V116H18ZM23 117V116H22ZM28 117V116H27ZM26 117V118H27ZM44 117H46V116H44ZM43 117V118H44ZM54 117H55V115H54ZM65 117V119L67 118V116H64ZM70 117V116H69ZM69 117H68V119H69ZM76 117V118H77ZM82 117V116H81ZM90 117V116H89ZM94 117V116H93ZM99 117V116H98ZM121 117V116H120ZM120 117H118V118H120ZM127 117V116H126ZM137 117V116H136ZM198 117H199V115H198ZM1 118V117H0ZM9 118L7 119V121L9 120ZM40 118V117H39ZM38 118V119H39ZM61 118V117H60ZM63 118V117H62ZM71 118H74V117H70V119ZM80 118V117H79ZM84 118V117H83ZM101 118H102V116H101ZM107 119L109 118V117H106ZM105 118V119H106ZM112 117L110 116V119H111ZM117 118V117H116ZM123 118H125V116H123ZM15 119V118H14ZM23 119V118H22ZM24 119H25V116H24ZM23 119V121H25V122H27V120H24ZM29 119V118H28ZM31 119V118H30ZM46 119H47V117H46ZM64 118L62 119V123H64L66 120H68V119H66L65 120ZM70 119L68 120V121H70ZM94 119V118H93ZM92 119V120H93ZM97 119V118H96ZM95 119V120H96ZM99 119V118H98ZM98 119H97V121H98ZM103 119V118H102ZM104 119V120H105ZM3 120V119H2ZM2 120H0V121H2ZM41 120V119H40ZM49 120V119H48ZM51 120V119H50ZM61 120V119H60ZM63 120H64V122H63ZM75 119H71V122L73 123V121H74ZM78 120V119H77ZM76 120V121H77ZM80 120H81V118H80ZM82 120H84V119H82ZM124 120V119H123ZM4 121V120H3ZM2 121V122H3ZM15 121V120H14ZM23 121H15V122H23ZM31 121V120H30ZM36 121V120H35ZM41 121H45V118H44V120H41ZM68 121H67V125H68ZM109 119L107 120V123L109 124ZM110 121H112V123H113V120H110ZM116 121V120H115ZM114 121V122H115ZM32 122V121H31ZM30 122V123H31ZM34 122V121H33ZM32 122V123H33ZM50 122V121H49ZM85 121H83V123H84ZM90 122V121H89ZM104 122V121H103ZM126 122V121H125ZM207 122H209L210 124H212V125H215L216 127H217V129H215V130H212L211 132V134H209L210 135V137H211V140H209V141H207V144H209V146H207L208 147V149L206 150V151H209V152H207V153H205V155L204 154H202V152H201V158L202 157H204L205 159H206V161L202 164L203 165V167H204V170H199V171H197V172H191V167H190V165L189 164H193V161L190 163H186L185 161H187V159L186 160H184L183 159V157L184 156H186V154H185V152H183V147H184V144L187 142H190V140L192 139V137H194V132H192V128H193V125H196V129L201 133H206V131H209V130H207V128L208 127H206V123ZM7 123V122H6ZM10 123V122H9ZM38 123V122H37ZM41 123V122H40ZM48 123V122H47ZM54 123H56V122H54ZM71 123V124H72ZM79 123V122H78ZM82 123V122H81ZM92 123H94V122H92ZM106 123V122H105ZM118 122H116V124H117ZM119 123H122V122H120L119 121ZM4 124H5V122H4ZM26 124V123H25ZM24 124V125H25ZM35 124V123H34ZM42 124V123H41ZM44 124H45V122H44ZM51 124V123H50ZM57 124V123H56ZM65 124V123H64ZM69 124H70V122H69ZM75 124H76V122H75ZM80 124V123H79ZM95 124V123H94ZM97 124V123H96ZM95 124V125H96ZM99 124V123H98ZM108 124H106L107 126H109ZM125 125L126 124H128V123H124ZM1 125H2V123H1ZM14 125V124H13ZM23 125V124H22ZM23 125V126H24ZM38 125H40V124H38ZM52 125V124H51ZM73 125V124H72ZM87 125V124H86ZM93 125V124H92ZM95 125H93V126H95ZM104 125L105 124H103V125H100V126H102V128L104 127ZM122 126H123V124H121ZM124 125V126H125ZM131 125V124H130ZM11 126H12V123H11ZM17 127V125H14V127ZM37 126V125H36ZM41 126H43V125H41ZM45 126L46 125H44L43 127L45 128ZM49 126V125H48ZM63 126V125H62ZM61 126V127H62ZM69 126V125H68ZM75 126H77V125H75ZM81 126V128H84L82 125H80ZM92 126V127H93ZM96 126H98V125H96ZM95 126V130H98L97 129V127ZM129 126V125H128ZM128 126H126V128L128 127ZM31 127V126H30ZM33 127V126H32ZM37 127H39V126H37ZM36 127V128H37ZM59 128H61L60 126H58ZM64 127H66V126H64ZM73 127V126H72ZM71 127V129L73 130V128H76V127H73L72 128ZM88 127H91V125L90 126H88ZM91 127V128H92ZM111 126H109V128H110ZM2 128V127H1ZM29 128V127H28ZM35 128V127H34ZM40 128V127H39ZM44 128H42L43 130H44ZM69 128V127H68ZM98 128H100L99 130L100 131H102V128L101 127H99L98 126ZM107 128V127H106ZM117 128H119V124H118V126H117ZM131 128V127H130ZM10 129V128H9ZM25 129V128H24ZM30 129H32V128H30ZM29 129V130H30ZM77 129V128H76ZM75 129V130H76ZM85 129V128H84ZM105 129V128H104ZM115 129V128H114ZM125 129V128H124ZM128 129H129V127H128ZM23 130V129H22ZM27 130V129H26ZM37 130H38V128H37ZM52 130V129H51ZM54 130V129H53ZM61 130V129H60ZM62 130H63V127H62ZM82 130V129H81ZM81 130H80V132H81ZM85 130H87V128L85 129ZM94 130V129H93ZM107 130H109V129H107ZM112 130V129H111ZM110 130V132H112ZM16 131V130H15ZM14 131V132H15ZM39 131V130H38ZM38 131H37V133H38ZM66 130H64V132H65ZM88 131H91V130H88ZM117 131H119V130H117ZM122 131H125V130H123L122 129ZM122 131H120V132H122ZM36 132V131H35ZM40 132H42L41 130H40ZM39 132V133H40ZM47 131L45 130V133H46ZM52 132V131H51ZM53 132H55V131H53ZM68 132H69V129H68ZM73 132V131H72ZM104 132V131H103ZM102 132V133H103ZM107 132V131H106ZM115 132V131H114ZM119 132V133H120ZM16 133V132H15ZM19 133V132H18ZM31 133V132H30ZM34 133V132H33ZM63 133V132H62ZM62 133H60V136H55V137H57V138H59V137H61V134ZM70 133H71V131H70ZM84 133V132H83ZM87 135H88V133H87V131L85 132ZM98 133V132H97ZM109 133V132H108ZM116 133V132H115ZM124 133V132H123ZM129 133V132H128ZM41 134V133H40ZM95 134H96V132H95ZM94 134V135H95ZM99 134H100V132H99ZM98 134V135H99ZM111 134V133H110ZM118 134V133H117ZM126 134H127V132H126ZM16 135V134H15ZM18 135V134H17ZM47 135V134H46ZM59 135V134H58ZM67 135H68V133H67ZM66 135V136H67ZM70 135V134H69ZM76 135V134H75ZM77 135H78V133H77ZM81 135H82V133H81ZM80 135V136H81ZM91 135H92V131H91ZM103 135H109V134H103ZM113 135H114V133H113ZM116 135V134H115ZM199 135H201V134H199ZM31 136H33V134L32 135H30L29 137H31ZM63 136H64V134H63ZM62 136V137H63ZM72 136V135H71ZM79 136V135H78ZM93 136V135H92ZM101 136V134L99 135V137ZM111 136H112V134H111ZM119 136H121V135H119ZM125 136V137H126ZM19 137V136H18ZM22 137V136H21ZM76 137V136H75ZM74 137V138H75ZM85 137H86V135H85ZM94 137H96V138H98L97 136H94ZM105 137V136H104ZM103 137V138H104ZM108 137H110V136H108ZM115 137V136H114ZM209 137V138H210ZM0 138H2L1 136H0ZM23 138V137H22ZM44 138H45V136H44ZM53 138V137H52ZM52 138H51V141H52ZM67 138H68V136H67ZM82 138V137H81ZM90 138V137H89ZM92 138V137H91ZM90 138V139H91ZM102 138V137H101ZM107 138V137H106ZM111 138V137H110ZM117 138V137H116ZM122 138H124V137H122ZM201 138V137H200ZM206 138V137H205ZM205 138H203L204 140H205ZM54 139V138H53ZM60 139H62V138H60ZM59 139V140H60ZM73 139V138H72ZM89 139V140H90ZM114 139V138H113ZM194 139V138H193ZM196 139H198V134H196ZM19 140V139H18ZM21 140V139H20ZM27 140H28V138H27ZM35 140V139H34ZM46 140V139H45ZM48 140V139H47ZM58 140V139H57ZM56 140V141H57ZM69 140H71L70 138H69ZM69 140H67V141H69ZM75 140V139H74ZM74 140H73V142H74ZM81 140V139H80ZM79 140V141H80ZM84 140H85V138H84ZM92 140H95V139H92ZM103 140V139H102ZM106 140V139H105ZM115 140V139H114ZM202 140V139H201ZM25 141V140H24ZM31 141V140H30ZM38 141V140H37ZM44 141V140H43ZM50 141V140H49ZM54 141V140H53ZM62 141V140H61ZM77 141V140H76ZM75 141V142H76ZM98 141V140H97ZM101 141V140H100ZM112 141V140H111ZM110 141V142H111ZM35 142V141H34ZM40 142V141H39ZM46 142H48V141H45V143ZM70 142H72V141H70ZM82 142V141H81ZM84 143L86 142V141H83ZM90 142V141H89ZM92 142V141H91ZM99 142V141H98ZM102 142H104V141H102ZM109 142V141H108ZM113 142V141H112ZM14 143V142H13ZM33 143V142H32ZM44 143V142H43ZM59 143V142H58ZM65 143V142H64ZM77 143V142H76ZM94 143V142H93ZM101 143V142H100ZM118 142H116V144H117ZM197 143V142H196ZM10 144H11V142H10ZM9 144V145H10ZM27 144V143H26ZM31 144V143H30ZM56 144V143H55ZM60 144H61V142H60ZM60 144H59V146H60ZM82 143H80V145H81ZM87 144H90V143H87ZM96 145H99V143H95ZM95 144H92V145H95ZM102 144V143H101ZM105 144H107V142L105 143ZM104 144V145H105ZM115 144V145H116ZM119 144V145H120ZM199 144H200V142H199ZM11 145H14V144H11ZM15 145H16V143H15ZM18 145V144H17ZM17 145L15 146V148L17 147ZM20 145V144H19ZM45 145V144H44ZM43 145V146H44ZM63 145V144H62ZM61 145V146H62ZM69 145H71V143L69 144ZM75 145V144H74ZM85 145V144H84ZM103 145V144H102ZM103 145V146H104ZM110 145H112V144H110L109 143V146ZM160 146L159 148H157L156 150H154V152H152V149L155 147V146ZM206 145V144H205ZM21 146H23L22 144H21ZM21 146H19V147H21ZM37 146V145H36ZM54 146V145H53ZM56 146V145H55ZM60 146V147H61ZM78 146V145H77ZM82 146H83V144H82ZM88 146V145H87ZM86 146V147H87ZM91 146V145H90ZM114 146V145H113ZM195 145L193 144V146H191V148L192 147H194ZM204 146V145H203ZM6 147V146H5ZM32 147V146H31ZM30 147V148H31ZM57 147V146H56ZM68 147V146H67ZM73 146H71V148H72ZM76 147V146H75ZM81 147V146H80ZM85 147V149L87 150V148ZM94 147V146H93ZM92 147V148H93ZM99 147V146H98ZM102 147V146H101ZM108 148V145H106L104 148ZM111 147V146H110ZM109 147V148H110ZM200 147V146H199ZM11 148V147H10ZM10 148H9V150H10ZM25 148H26V146H25ZM39 148H41V147H39ZM46 148V147H45ZM50 148V147H49ZM48 148V149H49ZM63 148V147H62ZM65 148H66V146H65ZM71 148H69V151H70V149ZM83 148H84V146H83ZM82 148V149H83ZM103 148V149H104ZM135 148H138L139 150L138 151H140L139 152V156H137V155H135V153H134V150H136ZM187 148V147H186ZM186 148H185V150H186ZM206 148V147H205ZM18 149V148H17ZM20 149V148H19ZM34 149H35V147H34ZM42 149V148H41ZM40 149V150H41ZM44 149V148H43ZM58 149V148H57ZM74 149V148H73ZM77 149H79V148H77ZM76 149V150H77ZM85 149H84V151H85ZM89 149H91L90 147H89ZM94 149V148H93ZM97 149V148H96ZM113 149V148H112ZM189 149V148H188ZM187 149V150H188ZM197 149V148H196ZM39 150V151H40ZM50 150H52V149H50ZM63 150V149H62ZM66 150V149H65ZM75 150V149H74ZM81 150V149H80ZM106 150V149H105ZM202 150V149H201ZM20 151V150H19ZM39 151H38V154H39ZM58 151V150H57ZM90 151V150H89ZM100 150H98V151H96V152H99ZM137 151V152H138ZM196 151V150H195ZM203 151V150H202ZM8 152V151H7ZM12 152V151H11ZM22 152V151H21ZM24 152V151H23ZM23 152H22V154H23ZM32 152H33V150H32ZM46 152H48V151H46ZM60 152H62V151H60ZM66 152H68V148H67V150H66ZM72 152V151H71ZM71 152H70V154H71ZM77 152V151H76ZM80 152V151H79ZM103 152H105V151H103ZM13 153V152H12ZM16 153V152H15ZM25 153V152H24ZM34 153V152H33ZM69 153V152H68ZM100 153V152H99ZM145 153H147V154H149V155H153L154 157H157L158 159H161L162 160V158H164V159H167V160H169L170 162H167V164H164V165H161V164H158L159 162L158 161H156V162H158V163H146V161H145V163H143L144 161H143V159L140 161V162H142V166L141 167H139V168H136V169H134L136 166V164L138 163L137 161V163H135V165H134V168H131L130 167V165H128L127 163H129V161H127V160H129V158H131V157H134V159H136L137 160V158H138V160L141 158V157H143L144 155H146ZM188 153H190V150H189V152ZM246 153V154H245ZM2 154V153H1ZM21 154V153H20ZM46 154V153H45ZM59 154V153H58ZM64 154H65V152H64ZM82 154H83V152H82ZM81 154V155H82ZM88 154V153H87ZM92 154L94 155V153L92 152ZM101 154H103L102 152H101ZM104 154H106V152L104 153ZM107 154H109V153H107ZM106 154V155H107ZM190 154H192V151H191V153ZM196 154V153H195ZM194 154V155H195ZM5 155V154H4ZM19 155V154H18ZM40 155V154H39ZM42 155H43V153H42ZM63 155V154H62ZM65 155H68L67 153L65 154ZM72 155V154H71ZM96 155V154H95ZM100 155V154H99ZM193 155V154H192ZM193 155V156H194ZM246 155V156H245ZM12 156V155H11ZM20 156V155H19ZM18 156V157H19ZM21 156H23V155H21ZM25 156V155H24ZM41 156V155H40ZM40 156H39V160L40 159H42V158H40ZM61 156V155H60ZM73 156V155H72ZM80 156V155H79ZM90 156V155H89ZM97 156V155H96ZM96 156H95V158H96ZM105 156V155H104ZM131 156V157H130ZM198 156H200V155H198ZM246 157V158H249L248 160H247V163H246V165H244L243 164V160L242 159H244L243 157ZM45 157V156H44ZM43 157V158H44ZM58 157H59V155H58ZM62 157V156H61ZM70 157V156H69ZM77 157V156H76ZM81 157V156H80ZM79 157V158H80ZM83 157V156H82ZM85 157V156H84ZM87 157V156H86ZM22 158V157H21ZM71 158V157H70ZM89 158V157H88ZM94 157H93V160L95 159ZM105 158H106V156H105ZM104 158V159H105ZM125 158H128V159H126V161L127 162H124V164H123V162H121L123 159H125ZM146 158V157H145ZM152 158V157H151ZM196 158V157H195ZM197 158H200V157H197ZM19 159V158H18ZM23 159H25V157L23 158ZM38 159H37V162H39L38 161ZM63 159H65V157H64V155H63ZM76 159V158H75ZM81 159V158H80ZM89 159H91V157L89 158ZM97 159V158H96ZM103 159V160H104ZM132 160L131 161H133V164H134V162H135V160H133V158H131ZM148 159V158H147ZM150 159V158H149ZM204 159V160H205ZM21 160V159H20ZM58 160L60 161V158H58ZM82 160V159H81ZM80 160V162H82ZM87 161H88V159H86ZM86 160H84V161H86ZM98 160V159H97ZM96 160V161H97ZM246 160V159H245ZM15 161V160H14ZM44 161V160H43ZM61 161H62V159H61ZM92 161V160H91ZM152 161V160H151ZM25 162V161H24ZM23 162V163H24ZM40 162H41V160H40ZM56 162V161H55ZM75 162H76V160H75ZM79 162V163H80ZM90 162V161H89ZM95 162V161H94ZM94 162H92V163H94ZM99 162V161H98ZM103 162V161H102ZM105 162V161H104ZM104 162L102 163V164H104ZM107 162V161H106ZM120 162L122 163V164H120ZM154 162V161H153ZM21 163H22V161H21ZM65 163V162H64ZM63 163V164H64ZM73 163H74V160L73 161H69L68 163H67V165L69 166L68 167V170H69V168H70V166H73ZM83 163V162H82ZM97 163V162H96ZM195 163V162H194ZM42 164H43V162H42ZM57 164V163H56ZM55 164V166H57ZM60 165H61V163H59ZM66 164V163H65ZM64 164V165H65ZM84 164L86 165V166H89L91 163H88V162H84ZM98 164V163H97ZM106 164V163H105ZM104 164V165H105ZM201 164V163H200ZM19 165V164H18ZM21 165H23V164H21ZM66 165V166H67ZM81 165V164H80ZM84 165V166H85ZM98 165H100V163L98 164ZM123 165V166H122ZM13 166H15V165H13ZM39 166V165H38ZM40 166H41V164H40ZM45 166V165H44ZM53 166V165H52ZM59 166V165H58ZM79 166V165H78ZM95 165H93V167H94ZM31 167V166H30ZM33 167H34V165H33ZM74 167V166H73ZM83 167V166H82ZM97 167V166H96ZM119 167V168H118ZM52 168V167H51ZM72 168V167H71ZM79 168V167H78ZM89 168V167H88ZM90 168H92V167H90ZM90 168H89V172H91L90 171ZM95 168V167H94ZM193 168V167H192ZM38 169V168H37ZM47 169V168H46ZM73 169H75V168H73ZM76 169H77V166H76ZM75 169V170H76ZM80 169V168H79ZM85 169H86V167H85ZM191 169V170H190ZM202 169V168H201ZM17 170V169H16ZM16 170H15V172H16ZM61 170V169H60ZM74 170V171H75ZM81 170H83V171H81ZM81 170H79V171H81V173L80 174H83V173H86L85 172V170H84V167H83V169H81ZM96 170V169H95ZM100 170V171H101ZM35 171H36V169H35ZM43 171V170H42ZM41 170H40V172H42ZM46 172H47V170H45ZM55 171H56V169H55ZM73 171V172H74ZM77 171V170H76ZM196 171V170H195ZM31 172V171H30ZM38 173V172H37ZM58 173H60V171L58 172ZM67 173V172H66ZM78 173V172H77ZM92 173V172H91ZM94 173V172H93ZM92 173V174H93ZM115 173V174H114ZM19 174H21V173H19ZM24 174H27V173H24ZM31 174H32V172H31ZM31 174H29V175H31ZM41 174V173H40ZM48 174V173H47ZM55 174V173H54ZM54 174H51V175H53L54 176ZM61 174V173H60ZM62 174H64V173H62ZM72 174V173H71ZM71 174H69V175H71ZM74 174V173H73ZM90 174V173H89ZM88 174V176H90ZM48 175H50V174H48ZM59 175V174H58ZM57 175V176H58ZM85 175V174H84ZM94 175V174H93ZM113 175V176H112ZM17 176V175H16ZM42 176V175H41ZM64 176V175H63ZM66 176V175H65ZM74 176V175H73ZM72 176V177H73ZM86 176V175H85ZM95 176H96V174H95ZM94 176V177H95ZM104 176V175H103ZM24 177H25V175H24ZM27 177V176H26ZM49 177V176H48ZM81 177V176H80ZM93 177V178H94ZM99 177V176H98ZM135 177H137L136 175H135ZM17 178V177H16ZM51 178V177H50ZM63 178V177H62ZM65 178V177H64ZM88 178V177H87ZM138 178V177H137ZM137 178H135V179H137ZM34 179V178H33ZM37 178L35 177V180H36ZM78 179V178H77ZM85 179V178H84ZM102 179H101V181H102ZM185 179V178H184ZM34 180V181H35ZM47 180H49L48 178H47ZM66 180V179H65ZM79 180H81V179H79ZM91 180V179H90ZM188 180V179H187ZM22 181V180H21ZM20 181V182H21ZM26 181V180H25ZM33 181V182H34ZM64 181V180H63ZM74 182H75V180H73ZM84 181H86V179L84 180ZM123 182H124V180H122ZM136 181V180H135ZM134 181V182H135ZM179 181V180H178ZM32 182V183H33ZM42 182H43V178H42ZM46 182V181H45ZM44 182V183H45ZM65 182V181H64ZM70 182V181H69ZM80 182V181H79ZM81 182L83 183V181L81 180ZM88 182V181H87ZM95 183L94 184H96V181H94ZM134 182L132 181V183L134 184ZM185 182H187L186 180H185ZM31 183V184H32ZM34 183H36V182H34ZM43 183V184H44ZM78 183V182H77ZM93 183V182H92ZM97 183H99V180H98V182ZM103 183V182H102ZM66 184V183H65ZM73 184V183H72ZM71 184V185H72ZM79 184V183H78ZM85 184V183H84ZM178 184H179V182H178ZM188 183H186V185H187ZM45 185V184H44ZM56 185H59L58 184V182H57V184ZM77 185V184H76ZM76 185H74L75 187H76ZM82 185V184H81ZM97 185V184H96ZM95 185V186H96ZM100 185V184H99ZM185 184L183 183V187L184 188H181L182 189V191H184L186 188H185V186H184ZM192 185V184H191ZM194 185V184H193ZM192 185V186H193ZM47 186V185H46ZM73 186V187H74ZM85 186H86V184H85ZM87 186H88V184H87ZM95 186H91V188L92 187H95ZM181 186V185H180ZM189 186V185H188ZM39 187H40V185H39ZM38 187V185H37V188H39ZM55 187V186H54ZM97 187V186H96ZM37 188H35L36 190H37ZM44 188H45V186H44ZM43 188V189H44ZM56 188V187H55ZM54 188V189H55ZM59 187H57V189H58ZM70 188V187H69ZM84 188V187H83ZM56 189V190H57ZM71 189V188H70ZM82 189V188H81ZM95 189V188H94ZM100 189V188H99ZM137 189V188H136ZM184 189V190H183ZM40 191L42 190L41 189V187H40V189H39ZM39 190H37L39 193H41ZM55 190V191H56ZM59 190V189H58ZM65 189H63V191H64ZM73 190V189H72ZM92 190H93V188H92ZM97 190V189H96ZM95 190V191H96ZM45 191V190H44ZM51 191V190H50ZM54 191V190H53ZM60 191V190H59ZM66 191V190H65ZM73 191H75V190H73ZM86 192H87V190H85ZM88 191H89V189H88ZM209 191H211V192H209ZM33 192H35V191H33ZM43 192V191H42ZM49 192V191H48ZM52 192V191H51ZM61 192H62V189H61ZM76 192V191H75ZM92 193L94 192V190L93 191H91ZM113 192V191H112ZM134 192V191H133ZM46 193V192H45ZM56 193V192H55ZM63 193V192H62ZM67 193V192H66ZM110 193H111V191H110ZM115 193V192H114ZM118 193V192H117ZM132 193V192H131ZM131 193H128V195H130ZM137 193V192H136ZM217 193H221L222 195L221 196H218L217 195ZM53 194V193H52ZM65 194V193H64ZM80 194V193H79ZM84 194H87V193H84ZM91 194V193H90ZM89 194V195H90ZM181 194H183V193H181ZM48 195H50V193L48 194ZM67 195V194H66ZM65 195V196H66ZM69 195H70V193H69ZM88 195V196H89ZM128 195H125V196H128ZM55 197H56V195H54ZM65 196L63 197V198H65ZM119 196V197H120ZM169 196V195H168ZM182 196V195H181ZM53 197V196H52ZM83 197V196H82ZM90 197V196H89ZM172 198H173V196H171ZM183 197V196H182ZM50 198V197H49ZM54 198V197H53ZM96 198V197H95ZM124 198V197H123ZM169 198V197H168ZM178 198V197H177ZM180 198V197H179ZM56 199V198H55ZM66 199V198H65ZM104 199H106V197L104 198ZM113 199H115V198H113ZM125 199V198H124ZM162 199V200H161ZM176 199V198H175ZM63 201H64V199H62ZM61 200V201H62ZM144 200V199H143ZM167 200H169V199H167ZM61 201H59V202H61ZM66 201V200H65ZM64 201V202H65ZM116 201V200H115ZM178 201V200H177ZM181 201V200H180ZM179 201V202H180ZM58 202V201H57ZM77 202V201H76ZM105 202V201H104ZM167 202V201H166ZM165 202V203H166ZM171 202V201H170ZM124 203V202H123ZM178 203V202H177ZM59 204H62V203H59ZM176 204V203H175ZM73 205V204H72ZM100 205V204H99ZM112 205V201H111V199L109 200L108 199V201L106 202V203H104V207H108V209H109V206H111ZM122 205V204H121ZM173 205H174V203H173ZM61 206V205H60ZM62 206H63V204H62ZM85 206V205H84ZM83 206V207H84ZM118 206H120V203H119V205ZM169 206V205H168ZM175 206V205H174ZM90 207V206H89ZM70 208V207H69ZM101 208H102V206H101ZM115 208V207H114ZM114 208H113V210H114ZM147 208V207H146ZM152 208V207H151ZM165 208V207H164ZM184 208V207H183ZM188 208V209H189ZM71 209V208H70ZM93 209H95V208H93ZM106 208H104L103 210H98V212H96V216L97 215H99V214H105V212H106V210H105ZM116 209H118L117 207H116ZM119 209H120V207H119ZM149 209H148V211H149ZM182 209V208H181ZM192 209V208H191ZM190 209V210H191ZM227 209H230V210H233V211H237V213L235 214H233V213H229V212H227ZM81 210V209H80ZM109 210H111V209H109ZM146 210V211H145ZM161 210V209H160ZM175 210V209H174ZM186 211H187V209H185ZM205 210V209H204ZM68 211V210H67ZM157 211V210H156ZM194 211H195V213L198 211V210H195L194 209ZM198 211V212H199ZM86 212V211H85ZM95 211L93 210V213H94ZM112 212V211H111ZM114 212V211H113ZM168 212V211H167ZM175 212V211H174ZM188 212V211H187ZM75 213V212H74ZM73 213V214H74ZM77 213H78V211H77ZM79 213H80V211H79ZM82 213V212H81ZM97 213H99V214H97ZM116 213H118V212H116ZM130 213H132V212H130ZM150 213V212H149ZM153 213V212H152ZM157 213V212H156ZM156 213H155V215L154 214H152L151 216V223L153 222L154 223V225L155 224H157L158 222H160V224H161V220L160 219H158L159 217H157L156 216ZM164 213V212H163ZM173 213V212H172ZM181 213H183L184 214V212H181ZM186 213V212H185ZM192 213V212H191ZM191 213H190V215H191ZM115 214V213H114ZM160 214V212L158 213V215ZM167 214V213H166ZM166 214H164L165 216H166ZM182 214V215H183ZM188 214V213H187ZM198 214V213H197ZM201 214V213H200ZM205 214V213H204ZM10 216H11V214H9ZM75 215V214H74ZM73 215V216H74ZM83 215V214H82ZM86 215V214H85ZM118 215H119V213H118ZM149 215V214H148ZM171 215V214H170ZM176 215V214H175ZM174 215V216H175ZM114 216V215H113ZM172 216V215H171ZM193 216V215H192ZM204 216V215H203ZM12 217V216H11ZM84 217V216H83ZM98 217V216H97ZM100 217V216H99ZM99 217H98V219H99ZM107 217V216H106ZM128 217V216H127ZM132 217V216H131ZM178 217V216H177ZM184 217H186V215L184 216ZM198 217H200L199 215H198ZM86 218V217H85ZM95 218V217H94ZM123 218H124V215H123ZM180 217H178V219H179ZM98 219H96V220H98ZM116 219V218H115ZM145 218H143V220H144ZM170 219V218H169ZM11 220H13V219H11ZM95 220V221H96ZM105 220V219H104ZM121 220V219H120ZM137 220V219H136ZM185 220V219H184ZM184 220L182 221V222H184ZM204 220V221H205ZM18 221V220H17ZM134 221V220H133ZM145 221V220H144ZM143 221V222H144ZM180 221V220H179ZM92 222V221H91ZM127 222V221H126ZM146 222V221H145ZM185 222H186V220H185ZM201 222V221H200ZM17 223V222H16ZM95 222H93V224H94ZM117 223H119V221L117 222ZM121 223H122V221H121ZM128 223V222H127ZM126 223V224H127ZM180 223H181V221H180ZM207 223V222H206ZM247 224V225H250L251 226V228H246V227H244L243 225L244 224ZM92 224V223H91ZM125 224V225H126ZM130 225H131V222L129 223ZM137 224H138V222H137ZM185 224V223H184ZM191 224V223H190ZM209 224V223H208ZM18 225V224H17ZM115 225V224H114ZM128 225V224H127ZM142 225H144V224H142ZM154 225H152V227L154 226ZM172 225H174V223L172 224ZM178 225V224H177ZM195 225V224H194ZM202 225V224H201ZM200 225V226H201ZM204 225V224H203ZM210 225V224H209ZM163 226H165V225H163ZM104 227H106V226H104ZM126 227H128V226H126ZM149 227H150V229L152 228L151 227V225H149ZM198 227V226H197ZM204 227V226H203ZM19 228V227H18ZM199 228V227H198ZM205 228V227H204ZM213 228V227H212ZM136 229H137V227H136ZM157 229V228H156ZM208 229V228H207ZM221 229V230H222ZM134 230V229H133ZM162 230V229H161ZM200 230H202V228L200 229ZM213 230V229H212ZM212 230H209V231H212ZM216 230V229H215ZM102 231V230H101ZM158 231V230H157ZM205 231H207V230H205ZM205 231H204V233H205ZM226 231H228V229L226 230ZM127 232V231H126ZM129 232H130V230H129ZM151 232V231H150ZM193 232V231H192ZM217 232V231H216ZM221 232V231H220ZM229 232V231H228ZM110 233V232H109ZM140 233V232H139ZM209 232L207 231V234H208ZM213 233H215V232H213ZM106 234H107V232H106ZM114 234V233H113ZM127 234V233H126ZM149 234V233H148ZM151 234V233H150ZM156 234V233H155ZM159 234V233H158ZM164 234V233H163ZM171 234V233H170ZM173 234V233H172ZM210 235H217V234H211V233H209ZM226 234V233H225ZM231 235V234H230ZM230 235L228 236V237H230ZM233 235H235V234H233ZM166 236H167V234H166ZM204 236V235H203ZM237 236V234L235 235V238H237L236 237ZM243 236H245V235H243ZM88 237V236H87ZM153 237H154V235H153ZM160 237H161V235H160ZM214 237H216V236H214ZM218 237V236H217ZM224 237H227V236H224ZM233 237V236H232ZM249 237H250V235H249ZM248 237V238H249ZM156 238V237H155ZM154 238V239H155ZM240 238H242V237H240ZM244 238V237H243ZM247 238V239H248ZM158 239H160V238H158ZM173 239V238H172ZM178 239V238H177ZM198 239V238H197ZM204 239H205V237H204ZM218 240L217 241H219V242H223L224 241V239H226V238H223V236H219L218 238H217ZM246 239V240H247ZM250 239H252V238H250ZM249 239V240H250ZM261 239V236L258 238V240H260ZM263 239V238H262ZM116 240V239H115ZM174 240V239H173ZM227 240V239H226ZM229 240V239H228ZM243 240V239H242ZM248 240V241H249ZM198 241V240H197ZM235 242H230L229 241V244H232L230 247H231V249L232 248H235L236 249V247H235V243H237L236 242V240H234ZM245 241V240H244ZM247 241V242H248ZM264 241V240H263ZM162 242V241H161ZM178 242V241H177ZM184 242V241H183ZM224 242H226V241H224ZM251 242V241H250ZM185 243V242H184ZM184 243H182V244H184ZM192 243V242H191ZM228 242H226V244H227ZM260 243V242H259ZM262 243V242H261ZM112 244V243H111ZM113 244H114V242H113ZM155 244V243H154ZM156 244H157V242H156ZM170 244V243H169ZM181 244V246H183L184 247V245H182ZM194 244V243H193ZM199 244V243H198ZM201 244V243H200ZM202 244H203V242H202ZM201 244V245H202ZM216 244V243H215ZM225 244V243H224ZM238 244V243H237ZM262 244H264V243H262ZM175 245V244H174ZM179 245V244H178ZM177 245V246H178ZM95 246V245H94ZM180 246V245H179ZM203 246V245H202ZM207 245H205V247H206ZM174 247H176V246H174ZM186 247H187V249H189V243H188V245H186ZM192 247V246H191ZM205 247H204V249H205ZM208 247V246H207ZM218 247V246H217ZM203 248V247H202ZM263 248H264V245H263ZM262 248V249H263ZM182 249V248H181ZM179 250L180 252L181 251H184L185 250V248H184V250ZM198 249V248H197ZM259 249V248H258ZM194 250V249H193ZM192 250V251H193ZM199 251H200V249H198ZM202 250V249H201ZM209 250H210V248H209ZM233 250V249H232ZM188 251V250H187ZM210 251H212V250H210ZM250 251V250H249ZM248 251V252H249ZM207 252V251H206ZM251 253L250 254H252V253H256L257 251H256V249L254 250L253 249V251H250ZM178 253V255H179V252H177ZM183 253V252H182ZM187 253V252H186ZM197 253H199V252H197ZM208 253V252H207ZM206 253V254H207ZM210 253V252H209ZM213 253V252H212ZM211 253V255L213 256V254ZM181 254V253H180ZM187 254H189V253H187ZM195 254V253H194ZM178 255H176V256H178ZM183 255H184V253H183ZM182 255V256H183ZM186 255V254H185ZM263 255V254H262ZM182 256H180V257H182ZM187 256V255H186ZM189 256V255H188ZM194 256V255H193ZM207 256V255H206ZM235 255H233V257H234ZM264 256V255H263ZM202 257V256H201ZM204 257V256H203ZM202 257V258H203ZM232 257V261H233V259L236 257H234L233 258ZM186 258V257H185ZM202 258H201V260H202ZM216 258V257H215ZM244 258V257H243ZM262 258V257H261ZM260 258V259H261ZM177 259V258H176ZM187 259V258H186ZM185 259V260H186ZM238 259V258H237ZM237 259L235 258V260H236V262H238V264H264V257L262 258V260H260V261H252V260H245V258H244V260L242 259V260H239V261H237ZM240 259V258H239ZM178 260V259H177ZM180 260V259H179ZM183 260V259H182ZM184 260V261H185ZM198 261V260H197ZM252 261V262H251ZM215 262V261H214ZM216 263H217V260H216Z\"/></svg>", "mask_w": 264, "mask_h": 264}]
</instances>
